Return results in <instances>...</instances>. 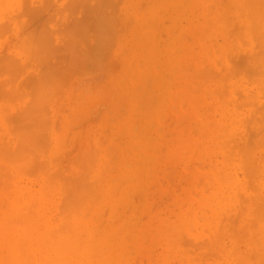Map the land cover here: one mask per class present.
<instances>
[{
  "label": "rangeland",
  "instance_id": "obj_1",
  "mask_svg": "<svg viewBox=\"0 0 264 264\" xmlns=\"http://www.w3.org/2000/svg\"><path fill=\"white\" fill-rule=\"evenodd\" d=\"M57 1L56 0H51V2L49 1V3H52V5H53L51 8L54 10V12L57 10V12H55V14H54L53 10L50 7L49 8L51 10L49 8H46V9H49L48 12L43 11L44 10L43 4L45 2H43L42 0H27L25 2L26 4L23 2L24 5H23L21 0H0V25L3 26V27H1L2 29L6 25L5 30H2L0 28L1 29L0 30V33H1L0 37H2V35L4 34L3 37L0 39V59L3 60L1 62V64L2 65L4 64L2 67L0 66V74H2V77H0V86L2 87L4 85V83L5 84L9 83L8 86H6L7 84L4 85V87H3L4 89H2V90H4V92H6L8 94H10L9 93L10 91H11V93L13 91V94L14 93L17 94V96H15V94L14 95L12 94V97L10 94L7 97L8 94L5 93L6 94V96H4L5 98H3V97L0 98V101H1L0 102V105H1L0 106V143L2 142L1 144H3L4 137H6L4 140V145L7 144L9 147V148L7 146L4 147V148L7 147V149H9L8 150L9 152L7 151V149L5 150L3 147H2L3 149H1V147H0L1 152H3L2 150L5 151V153H3V154H1V152H0V156H1L0 160H2V161H0V167H1L0 173L5 175V176L0 175L1 176L0 185L4 187L3 188L0 186V190L2 188H3L2 189L3 191L9 189V191H6V192L4 191L6 193V195H4V192H3V194L1 193L2 190L0 191V193H1V195H0V201L1 202L0 203L5 204V206L8 208V206H9L8 205V200H9L8 198L11 197V191H12V193L14 191H16V192H14L15 193L14 195H15V197L17 196V198L19 200L22 197H23L22 198L23 200L24 199H30L29 201L27 200L25 202L21 201L22 200L21 199L18 202L19 204L21 202V205H20L21 207H19V205H18L17 209L21 210L23 213L20 211V214H19V211L16 210L15 213H17V215H21V213H22V215L23 214L27 215L28 210H29V209L27 210V208L30 207V206L29 207L27 206V203L31 204L33 199H35L33 202L37 203L38 207L36 206L37 208H35L33 210L37 209L36 211L38 212V214L42 213L41 215H39V216H41L40 218H43L45 215V217L41 220L44 221L45 225H48L47 228L50 231H52L55 228V230L58 229L56 231V233L63 232V231H59V229L61 228L60 230L64 229V232H65V228L67 229L66 231H70L68 229H70L71 227L76 228V230H78V231H81V228L83 230H87V229H89L91 231L94 230L93 231L94 232L93 234H95L94 237L97 236L98 234H99V236H97L94 239L95 245H94V251L93 252L95 254L92 252V256H93V254H94V256H93V258L89 259L90 261L88 260L87 264H91V263L93 264L94 263L93 260H95V263L98 264L97 263L98 259H99L98 260L99 264H106V263L107 264H126V263L127 264H147V263L148 264H156V263L157 264H162V263L165 264L166 260H167L168 264H181L180 258H182L186 264H195V263L201 264V262L203 264H236V263H238V261H236L237 260L236 257L240 258L239 256H241L240 259L243 258L242 260L239 261V263L241 262V264H246L247 261H249L250 264H260V263L264 264V259L261 257V256L264 257V233H263L264 232V221L262 222V220L260 219L261 220V222H260V221L255 219L256 221L252 225L253 228L256 227L255 229H253L252 226L250 225L252 222L249 223L250 222L249 219H251L253 217V214H252V217L250 215L253 212L254 208L257 210L256 212H259V214L257 213L256 216L260 217L263 215L262 217H260L262 219L264 217V214H263L264 208L261 207L264 205L263 204V202H264V190H263L264 189V129L262 130L260 128V126L264 128V124H263L264 123L263 122L264 121V119H263L264 118V114H263L264 111L262 113H260L261 112L260 110L262 108L264 110V104H263L264 103V99H263L264 98V95H263L264 94V89H263L264 86H263V88H261V86L260 87L257 86V85H264V78H263L264 77V70L261 67V65L262 66L264 65V63L262 61V59H264V54H263V51L260 47V46H262L261 44L264 42V38L263 37L261 38L258 36L259 39L261 38L259 40L256 37V35H254V34H257V32L252 33V31H251L252 28H251V24H250L249 20H251V18H252V21H253L254 18H253V13L252 12L250 13L249 11L253 10V6L250 8L249 5H246L243 0H108L109 2H107V0H105V2H103V0H94V1L93 0H90V1L89 0H75V1L74 0H70V1L69 0H62V1L59 0V2H57ZM98 1H99V3H98ZM116 2H117V4L118 3L119 4L117 5ZM56 3H58V4H56ZM86 3L88 5H86ZM105 3H107L108 5L107 4L105 5ZM227 3H229V4H227ZM73 4H75L76 7H75V5L73 6ZM109 4L111 6H109ZM26 5L28 6V11L31 10L32 7L34 8L31 10V12H33V10H34L35 14L34 13L32 14L29 11L32 14V16H31L32 18L36 17L38 19V17H37L38 14L43 11L42 13L48 18L47 20L50 21V23L48 24V21L46 20L47 24L45 22L40 24L42 21H45L44 18L46 19V17L43 16L42 13L40 15L41 17L39 16V20L36 19L37 22L36 21L33 22L34 21L33 19H32V21L29 20L28 15H31V14L27 13L26 12L27 10L24 11V9H23V7H27ZM46 5H48V4H46ZM244 5H246V6H244ZM54 6L56 8H53ZM65 6L68 9H65ZM69 6H72V7L69 8ZM82 6H84V7H82ZM102 6H104V7H102ZM106 6L107 7L109 6V7L106 9ZM207 6L210 8L209 11L207 9ZM74 7H75V9H74ZM111 7L113 8V10L115 9L114 12H113V10H110V9H112ZM238 7L240 8V10L238 9ZM37 8H38V10H40L42 8V10H40V11L36 10L35 11V9H37ZM249 8H250V10H249ZM25 9H27V8H25ZM229 9H231V10H229ZM245 10L246 11L249 10V11L246 12ZM68 11L69 12L71 11V12L69 13ZM110 11L115 13V15L114 16L109 15ZM61 12L62 13L64 12V13L62 14ZM102 12H104V13H102ZM47 13H48V15H47ZM57 13H60V14H57ZM248 13H249V15L251 14L252 17L247 15L250 17L247 20L246 19L247 17L245 18V14H248ZM20 14L23 17L19 18L18 16ZM72 14H74V15L72 16ZM101 14H103V15H101ZM33 15H34V17H33ZM51 15L52 16L55 15L56 17H54V16L51 17ZM66 15H67V17H66ZM105 15H106V17H105ZM42 16L44 17L43 19H42ZM132 16H133V20L131 19ZM59 17H60V20H59ZM109 17H111L113 20L111 19V21H109V19H110ZM63 18H65V19H63ZM104 18L105 19L109 18V19L105 20ZM41 19H42V21H41ZM90 20L92 21L91 23L89 22ZM51 21H53L54 23ZM102 21H104V23L108 22L107 25H105L106 23L105 24L101 23ZM112 21H115V23H116V27H114L115 25L112 27V29L113 28L115 29V30L114 29L112 30V31H114L113 33H115V36H114V38L111 37L112 38L111 40L114 41V43L112 42L111 46L106 47L105 45H103L105 43L103 40H104V38H106L105 35L106 36L108 35V37H107L108 41H106V40L105 41L109 42V39H110L109 36L113 34L111 32V30L108 31V29H110L111 26L113 24H115V23H113L111 25ZM134 21H136V22H134ZM247 21L249 23H247ZM60 22L63 24H61ZM80 22H82V23H80ZM147 22L149 23V25ZM37 23L40 25H43V26L46 25V27H45L46 29L42 26H41L42 28H38V27H40V25L37 26ZM55 23H56V25H55ZM77 23H78V25H77ZM243 23H245V24H243ZM253 24H257L256 21ZM249 25H250V27H249ZM26 26L28 29L26 28ZM58 26L59 27L61 26V27L59 29H57ZM89 26L93 30L92 29L90 30ZM75 27H77V28H75ZM248 27L251 28V30H250L251 32L249 31ZM31 29L34 30L35 34H33V31ZM39 29H41V30H39ZM42 29L45 31V33L47 32L46 36H45V34H42L43 36L46 37V38L44 37L45 41L43 40L45 42V45H41L44 43L42 42V40H39V38H38V40H39L38 43L41 45V47L42 46L44 47L46 45H47L46 46L47 48L50 46L54 47L59 52H54V49L52 50L51 47H50L51 49L48 48L49 50H51L50 52H49V50H47L46 47L44 48V50L46 49L44 51V53L40 52V48L36 42V36L39 35L38 33H43ZM47 29L52 33L54 32V34L52 35L50 32L47 31ZM71 29H72V31L70 32ZM82 29H83V31H82ZM36 30L38 31V33L36 32ZM59 30H60V33H59ZM106 30L109 33L106 34V32H105ZM204 30H206V31H204ZM257 30H255V31H257ZM66 31H68V32H66ZM88 31H89V34H88ZM91 32L92 33L95 32L96 35H98V36H96L95 34H92ZM36 33H37V35H36ZM48 33L50 35H48ZM56 33H58V34H56ZM66 33H69V34L67 35ZM73 33H75V34H73ZM101 33H102V35H104V37L101 36ZM110 33H112V34H110ZM61 34H63V37ZM42 35L40 37H42ZM51 35H52V37H49ZM237 35H238L239 40L237 39ZM67 36H70V37L67 38ZM252 36L254 37V39ZM86 37H87V39L84 40V42H86V43H84L83 39H85ZM102 37H103V40H102L103 42L97 41L99 38L101 40ZM50 38L53 41H51ZM255 38H257L258 40ZM46 39L47 40L49 39L50 41L49 40L47 41ZM94 39H95V41H94ZM61 40H62L63 44L66 42L67 43L69 42L68 43L69 45L66 43L63 46V44H61V42H60ZM71 40H72V42H71ZM237 40H238V42H237ZM255 40L257 42H255ZM25 42H27L28 44ZM47 42L50 43L49 44L50 46H48ZM73 42H74V44H73ZM87 42L90 45H87ZM98 42H99V44H98ZM58 43H59V47L57 45ZM77 43H78V46L80 48L82 47L81 49H83V50H80V48H77L78 47ZM93 43H94V45H95V43H97V45L99 46L100 49H102V45L105 46L106 51L104 49H102L101 51H104V52H97V50H100V49L98 48L97 45H95V46L98 49L96 47H93L94 46ZM256 43H258V44H256ZM71 44H72V47H71ZM240 44L241 45L246 44V47L243 45L241 46ZM26 45H28V46H26ZM73 45H75V46H73ZM100 45H101V47H100ZM56 46H57V48H56ZM66 46H67V48H66ZM70 47H71V49H70ZM92 47L94 48L93 50H95L94 52H97L98 55L102 56V58L104 57L103 59L100 57L102 60L97 61L95 59L96 56L93 58L95 53L92 51ZM59 48H62V49L58 50ZM75 48L77 50H75ZM108 48H110V49L108 50ZM42 49L43 48H41V51H42ZM86 49H88V50L90 49V50L87 51ZM255 49H258L259 51L255 50ZM176 50H178V52ZM205 50L206 51L208 50V51L206 52ZM73 51H75V52H73ZM83 51L85 52V54L88 52V54H87L88 57H86L87 59L84 58L85 54H83L84 53ZM257 51H258V53H257ZM48 52H49V54H48ZM51 52H53V53H51ZM40 53H42V54H40ZM56 53L58 56L56 55ZM64 53H66V54L64 55ZM92 53H94V54L92 55ZM137 53H139V55H137ZM252 53H254V55ZM54 54L57 57L54 56ZM242 54H243V56H242ZM47 55L51 56V57H47ZM76 55H79V56H76ZM249 55H252L253 57L250 56L252 58L248 59V58H250ZM52 56H54L56 58H54V57L52 58ZM196 56H198V57L196 58ZM260 56H262V57H260ZM4 57L5 58L9 57L8 60H10V57H11V59L13 58L15 60L14 63L16 62V65L13 66L14 68L13 67L8 68L9 66H7L8 69H12V70H9L7 73H9L10 71H11V73L14 72L16 77L12 76L10 73L9 74L13 78L18 77L17 79H13V78L11 79L10 78L11 76L6 73V70H8V69L6 68V70H4L5 66H6L5 63H3ZM36 57H38L40 59L41 63H43V61L45 60L43 63L45 65L43 67L41 66L42 64H40V62L38 60H36V61L39 62V65L41 67L38 65V62H35ZM74 57L78 61L75 60ZM77 57H82V59L84 58L87 61L89 59L88 63L92 61L91 66H90L92 68L89 67L90 63L88 64L87 61L84 62L85 60L83 61L82 59H81V63L83 62L84 64L83 65L79 64L80 58L78 59ZM203 57H205V58H203ZM254 57L255 58L258 57L257 58L258 61L260 58H262L260 61L263 64L258 65L260 63L258 61L257 62L254 61L255 60ZM42 58H44V60ZM49 58H50V60H49ZM96 58L98 59L99 57H96ZM253 58H254V60H253ZM64 59H66V60L64 61ZM69 59L72 61H70ZM8 60L5 59V61H7V62H8ZM68 60L70 63H68ZM94 60L97 61V63L100 62L99 65H101V67H99V65L97 66V63ZM11 61H13V60H11ZM184 61H185V63H184ZM193 61H195V62H193ZM45 62H47L48 64L46 65ZM56 62L58 65L56 64ZM189 62L192 65H190ZM246 62H248V63H246ZM253 62H255L254 65L252 64ZM17 63H18V65H17ZM72 63H77V66H75V64L72 66ZM85 63L88 65L86 68H85V66H86ZM183 63H184V65H183ZM249 63L252 65H248V67H247V64H249ZM8 64L13 65V62H12V64L11 63H8ZM49 64H51L50 65V67L52 66L51 68L48 67ZM65 64H67V65H65ZM69 64H70V66H69ZM64 65H65V67H64ZM78 65L79 66L81 65L82 67L84 65L85 66L82 69V68H80L81 66L79 67ZM130 65H131V67H130ZM38 66L41 69L44 67L46 69L47 68H50V69H47V71H46V69L44 68L43 70L45 72L42 71L41 72L42 75L39 77V75H40L39 72L41 69ZM182 66L184 69L181 70ZM259 66L261 67L262 71H260L261 69ZM77 67L81 71L83 70V72L87 71L88 67L91 70L89 73L87 72V74L86 73L84 74L82 72L83 73V75H82V73L79 74L81 71L79 69L77 70ZM150 67L152 68V70ZM251 67L253 69H255L254 72L252 71ZM17 68H18V70L21 68L20 73H19V71H17ZM93 68H95V70ZM185 68H186V70H185ZM229 68H230V71L228 74L227 72H228ZM13 69H15V70H13ZM51 69H53V70H51ZM60 69L61 70L64 69V70H62V72L60 73ZM135 69L138 73H135ZM240 69H242V70H240ZM257 69H259V70H257ZM73 70H75V71H73ZM76 70L78 71V73H76ZM174 70H175V72H174ZM21 71H23V73ZM48 71H49V73L45 76L44 74L47 73ZM68 71H69V74L71 73L72 77H71V75L66 74ZM70 71H72V72H70ZM189 71H191V72H189ZM256 71H258V72L260 71L259 72L260 74ZM55 72H57V73H55ZM211 72L214 75H212ZM261 72H263L262 73L263 75L261 74ZM58 73H60L61 75ZM126 73H131V74H126ZM172 73H173V75H172ZM200 73L201 74L204 73L203 74L204 76L200 75ZM255 73L258 76H255L254 75ZM50 74L52 77L51 76L48 77ZM57 74H58L59 80L55 81L58 78V77L56 78ZM65 74H66V76H65ZM226 74H228L230 78ZM232 74H234V77L232 76ZM197 75H199V80L197 79L198 78ZM205 75H207L206 78H205ZM62 76L64 77V80L65 79L67 80V83H64V82H63L64 84L60 83L63 80ZM186 76H189V77H186ZM209 76H210V78H209ZM221 76H222V78H221ZM33 77H35V78L33 79ZM38 77H39V80H38ZM214 77H215L216 81H215ZM218 77H219V79H218ZM226 77H228V79H226ZM254 77H255V79L257 77H260L261 81L258 78L257 79L259 80V83L263 82V84H259V83L257 84V82H258L257 79H256L257 82L254 81V83H256V84H254V83L252 84L251 82H252V80H254ZM60 78H62V79L60 80ZM208 78H209V81H208ZM7 79H9V80H7ZM193 79H195L194 80L195 82L193 81ZM222 79L223 80L225 79V80L223 81ZM31 80L35 86H33ZM220 80H222V81L217 82ZM11 81H12V83H11ZM14 81H15V83H14ZM36 81L37 82L40 81L39 82L40 84L38 83V87L36 86L37 85ZM204 81H205V83H204ZM29 82L31 84H30V86H27L29 84ZM55 82L56 83L59 82V83L53 84ZM226 82L228 83V86H227ZM42 83L44 85H42ZM214 83H215V85H214ZM225 83H226V86L228 88L225 87ZM52 84H53V88L50 87ZM59 84L60 85L62 84L66 88H64L62 86H61L62 88L59 87L58 86ZM198 85H199V87H196ZM222 86L224 88H222ZM245 86H247V87H245ZM11 87L13 89H11ZM36 87H37V92H33L34 94L32 95L31 92L36 91V90H34V89H36ZM54 87H56V89H54ZM57 87H59L58 88V89H60L59 91L57 90ZM25 88H27V89H25ZM41 88H43L42 91H41ZM49 88H50V91H48ZM183 88H185V89H183ZM197 88L198 89L200 88V89L198 90ZM247 88H249V89H247ZM222 89H224L223 90L224 95H222L223 94L221 92ZM45 90L47 91V93L45 92ZM51 90H52V93H51ZM56 90L58 91L57 94H56ZM194 90H196V91H194ZM200 90H202L201 93H200ZM38 91H40L39 92L40 94L38 93ZM188 91H189V93H187ZM217 91L219 94L216 93ZM241 91L244 92L245 94L246 93L251 94V92L253 91V93L251 95L252 96L251 98H253V100H251L250 98H247V99H249V101H254V102L250 103L249 101L245 100L246 95L247 96H249V95L246 94L244 97L243 96L244 93L242 94ZM4 92H3V95H4ZM202 92H203V94H202ZM42 93H43V95H42ZM49 93L52 95L50 96ZM215 93L218 95H216ZM0 94H2V93L0 92ZM38 94L40 97L37 96ZM47 94H49V95H47ZM31 95L37 96L39 98V100H37L38 98H36V97H35L36 101H35L34 97H33L34 100H32ZM220 95H222V97ZM253 95H254V97H253ZM188 96H189V98H188ZM10 97L13 100H11V99L8 100ZM17 98L20 101H18ZM50 98H51V100H50ZM198 98H201V99H198ZM46 99H47V101H46ZM235 99H236V101H235ZM14 100H16V101L12 103V101H14ZM30 100L33 101L32 104H30ZM49 100H50V102H49ZM244 100L247 102V104L244 102ZM201 101H203V103H201ZM225 102H226V104H225ZM260 102H262V103H260ZM42 103H43V107H42ZM248 103L252 104V106H249ZM255 103H256V105H255ZM171 104H173V105H171ZM224 104H225V106H224ZM262 104H263V106H262ZM30 105H32V106H30ZM39 105H40V107H39ZM254 105H255V107H254ZM45 106H47V107H45ZM27 108L28 109L30 108L29 110H27V112H30L31 110H33V111H31V113H34V115L29 113L30 115L25 114V117H26V115H28L27 118H29V116H30L29 120L31 118L32 119L35 118V119H38V121H39V118H41V119L44 118V119H42V123L38 122L35 119L31 120V122L32 121L34 123L37 122V125L32 123L33 125H36V127H35V126L29 124L30 121L27 120V118L25 119V117H23L24 119L22 121H24L25 123L21 121V123H23V124L20 123L21 125L15 126V124H14L15 120L13 122V118L15 117L14 115H16L18 113L17 115H19V117H20V114H22V111L25 112V110ZM36 111L39 113V115L40 114L41 115L39 116L37 114L38 115L37 116L35 114ZM44 112H45V114H44ZM46 113L48 115H46ZM257 114L258 115L260 114L259 115L260 118H259V116H257ZM44 115H46V116H44ZM191 115H193V116H191ZM254 115H256L257 118L254 117ZM261 115H263V118ZM223 117H225V118H223ZM251 117H252V119H251ZM15 118L17 119L18 117H15ZM174 118H175V120H174ZM195 118H196V120H194ZM224 119H228L231 122H233V120H234L233 127L235 129L234 130V132H235L234 140L235 141L233 140L234 143L232 141V143H229L228 146L224 147V150L221 151V149H219L218 145L216 146L215 143L213 144V141H212L213 135L208 137V133L212 134L213 128L215 129V127L212 126L214 123H210V122L217 123V122H220ZM261 119H263V120H261ZM18 120H21V119L18 118L16 120L17 123L19 124ZM26 120H27V123H26ZM252 120H253V122L251 123L250 121H252ZM255 120H257V122L260 123V125L256 124ZM44 121H46L44 124L47 123L46 126L49 125L46 127L48 130H46V128L44 127L45 126L43 124ZM249 122H250V124H249ZM28 124L33 127V130L34 129L36 130V131H31V132H34L36 135L34 133H32V136H31L32 139H30L28 141H31V144L33 146H36L38 149L36 147L33 149L32 148L33 146L30 147L31 144H29V142L26 141L28 143V145H27L28 148L26 146H25L26 148L23 147L24 148V150H23L24 153H23V152H21L22 150L19 151V149H17L16 145H18L17 142H19V145L21 143H22V145H24L22 141L30 138V136L28 135V134L31 135V133L29 132L30 129L29 130L26 129V128H31ZM41 124L43 125V127ZM206 125H207V127H206ZM253 125H255V127ZM20 126H22V127L18 130L17 128H19ZM208 126H209V128H210V126H212L211 127L212 129L211 128H210L211 130L208 129ZM256 127H257V129L258 128L259 129L257 130ZM24 128H25V130H24ZM15 129H17L19 132L21 131V135L24 134L23 136H25V139L23 137L22 141H21V138L18 139L19 137H17V139L15 140L14 137L16 135L19 136V134H20ZM107 129H109V130H107ZM140 129H141V131H139ZM196 129H199V130H196ZM200 129H202V130H200ZM203 129H204V131H203ZM205 129L206 130L208 129V130L206 131ZM251 129H252V131H250ZM22 130H23V132H22ZM26 130H28L27 131L28 134L27 133L26 134L29 137L26 136V134L24 133V132H26ZM31 130H32V128H31ZM39 130H41V131H39ZM255 130L258 133H260L261 131L262 132H261V134H258ZM45 131H48V132H45ZM15 132L17 134H15ZM194 132H195V135H194ZM252 133L254 135L257 134V136L255 137ZM37 134H39V135H37ZM41 134L44 137H41L42 136ZM34 135H35V137H33ZM203 135L207 136L205 138L206 140L204 138H202V137H204ZM262 135H263V137H262ZM36 136L38 139H36ZM180 136H182V137H180ZM196 136H198V137H196ZM200 136H201V138H200ZM171 137H173V138H171ZM195 137H196V139H195ZM256 138H257V140H256ZM258 138L263 139V140H261L262 142L260 141V139L258 140ZM34 139H35V141H33ZM247 139L250 141V143ZM17 140H19V141H17ZM38 140H39V142H38ZM192 140H194V141H192ZM20 141H21V143H20ZM208 141H209V143H208ZM258 141H260V142H258ZM26 142H25V144H26ZM170 142L172 143L171 147H170ZM255 142H257L256 145H258V147L255 146ZM42 143L43 144L46 143L48 145V147L46 145L43 147ZM252 143L255 147L249 145V144L252 145ZM233 144L235 145L236 148L234 147ZM259 144H261V145H259ZM19 145H18V148L21 147V145L20 146ZM61 145L64 146V148H65L64 151L62 149H60ZM65 145H66L67 149H66ZM125 145H126V147H125ZM262 145H263V147H262ZM41 146H42V148H41ZM173 146H175V147H173ZM182 146H183V148H182ZM240 146H241V148H244V149L248 148V149H246L248 152L244 149L239 150V149H241ZM45 147L47 148L46 152L41 153L40 150L43 149V151H45L44 150ZM90 147H92V149L95 150V152ZM179 147L181 150L179 149ZM233 147L235 149H233ZM259 147H261V148H259ZM61 148H62V146H61ZM125 148H127L126 150L130 151L131 154L129 152L125 151ZM14 149H16V151H14ZM20 149H22V148H20ZM73 149H74V151H73ZM17 150H18V152L22 153L20 155L18 153V156H21L23 161H25V163L22 164V169L26 170V171L28 170L27 172L23 171L20 167L18 170L17 163L20 164V161H18V162L15 161L16 163L14 162L15 163L14 164L12 162L13 160H11L14 152H15L14 156L16 155ZM168 150L170 153L168 152ZM229 150H231L232 153ZM6 151L9 154L11 152V158H9V159L12 162V164H14V166L11 164L12 167L10 166V163H9L10 161H7L8 162L7 163V162H5L6 158L4 159V157H3V159H2V155H4V154L6 155ZM37 151H38V153H37ZM59 151H61V152H59ZM66 151L69 153V154L67 153L68 156L70 155L69 157H67V154H65ZM70 151H72V152H70ZM77 151H79V152L77 153ZM121 151H122V154H121ZM158 151H160V152H158ZM214 151H216V152H214ZM224 151H226V152H224ZM245 151H246V153H245ZM29 152H31L32 157L34 154L36 155V156L34 155L35 157H33V158H34V160H37V162L33 161V163L35 162V165L40 163L39 164L40 167H38L39 169H36L37 167L34 169L31 168L34 165L32 163H30V161L33 160V158L30 157ZM118 152H120V154ZM123 152H126V154H127L125 157H124L125 153H123ZM175 152H179V153H176V155H174ZM229 152L231 154H229ZM239 152H241V153H239ZM128 153L130 154V156ZM242 153H243V156L245 154L249 153L247 155L248 158L246 157V160H245V156L244 157L242 156ZM23 154L25 156L27 154H29L30 161H28L29 160L27 157L28 155L26 156L27 157L26 158L23 156ZM61 154H65L66 157H64V155H62V157H59V156H61ZM37 155H40V156H37ZM77 155L80 156V158H78ZM230 155H232V156L230 157ZM241 156L244 159L241 158ZM21 157H19V158L14 157L13 159L16 160L18 158V160H20ZM37 157H38V159H37ZM120 157H121V160H120ZM24 158H26V159L24 160ZM59 158L63 159L62 163H61V160L60 161L58 160L55 162V164L58 165L57 164V162H58L59 164L62 165L63 169L68 168L67 170L64 169L62 171L61 170L62 168L61 169L58 168V170H57L58 166L55 167V164L50 163V162H53V160H57ZM7 159H8V157H7ZM66 159L67 160L69 159L68 165H66V163H65V161H67ZM142 159H145L146 161L145 160L142 161ZM230 160L232 163L229 162ZM26 161L28 163H26ZM68 161H67V163H68ZM3 162H5V163L3 164ZM73 162L75 164H73ZM147 162H148V164H147ZM245 162H246V167H244ZM21 163H23V162L21 161ZM42 164H43V166H41ZM132 164H133V166L134 165L135 166L132 167ZM24 165H26V166L24 167ZM75 165H77V166H75ZM79 166L83 170H80ZM207 166L209 167L210 170L208 169ZM42 167H44V168L42 169ZM59 167H60V165H59ZM243 167H244V169L246 168V171H244ZM223 168H226V173L228 175H231V176H229V178L231 180L228 178V183H229L228 186H227L226 181H224V180L217 181V179L215 178L217 170L223 169ZM251 168L254 170L251 171L250 170ZM35 169H36L37 173L34 172ZM44 169H45V171H43V172L39 171V170H44ZM87 169H89V170H87ZM248 169L251 172L256 171L255 174H253V176H252L250 171H248ZM3 170H5V171H3ZM8 170H9V172H11L10 174L12 175L10 177L12 179L14 178V180L12 181L9 178L7 179V183L10 185V186L8 185L10 188L6 189V187H8V186L5 187V185H7V183L6 182L4 183V180L2 181V178L5 179V177L7 175L9 176V174H8L9 172L8 173L6 172ZM30 170H31V173L34 172V174L35 173L36 174L35 175L31 174ZM59 170H60V172H59ZM130 170H131V172H130ZM20 171H22V172H20ZM64 171H67V172H64ZM82 171H83L84 175L82 174ZM124 171H126V172H124ZM232 172L235 174H233ZM125 173H126V175H125ZM200 173H203V174H200ZM60 175H61V177H60ZM250 175L252 176V178H250L251 177ZM245 176L250 180L245 178ZM191 178H193L195 181ZM116 179H117V181L120 180V182L115 181ZM199 179H203L204 181L202 180V182H201V180H199ZM206 179H207V181H206ZM50 180H51V182H50ZM237 181H239V183ZM11 182H12V185L10 184ZM200 182L202 185L200 184L199 186H197L198 183H200ZM203 182H204V184H203ZM207 182H210L209 186L207 185L208 184ZM1 183L5 184V185H3ZM110 183H111V185H110ZM122 183H123V185H122ZM205 183H207V184H205ZM247 183H248V185L251 186L252 190H251L250 186L247 185ZM51 184H53V185H51ZM71 184H73V185H71ZM76 184H78L79 186ZM93 184H95V185H93ZM119 184H121V185H119ZM204 185H206L207 187L205 186V188H204ZM119 186H120V188H118ZM216 186H217V188H216ZM236 186H238V187H236ZM107 187H108V189H107ZM229 187H230V189H229ZM17 188H19L18 191H17ZM63 188L65 191L63 190ZM213 188H214V190H213ZM81 189H82V192L84 193V196H86L87 199H86V197L83 199V197H84V196H82L83 193L79 194L81 192L80 191ZM89 189H90V191H89ZM113 189L114 190L118 189V190H116V194L113 192L114 191ZM87 190H88V192H87ZM198 190L201 194L198 192ZM238 190H239V192H238ZM145 191H147V192H145ZM212 191H213V194H211ZM218 191H222V192L228 191L229 192V193L227 192V194H224V196H223L224 199L226 200V203H225V205L220 206L219 208H212L211 206L214 204H212V205L209 204V203H211V201L209 199L210 194L213 196ZM255 191H257L259 194V195L256 194V196H255V197H257L256 202L251 200L253 193H255ZM143 192H145V193H143ZM19 193H21V194H19ZM109 193H111L112 197L113 196H115V197L111 198ZM135 194H137V195H135ZM237 194L242 195L245 199L247 198V200L250 199L251 201L245 202L244 199L241 198V196H238L241 198V200H239L240 198L237 197ZM47 195H48L49 199H48ZM77 195H79V197ZM74 196H77L75 198H77L79 200L82 196V198H81L82 201H78L77 199L75 200ZM90 196H93V197L90 198ZM104 196H105V198H103ZM208 199H209V201H207ZM214 200H216V203L219 202L218 199L214 198ZM71 201H73V202H71ZM76 201L78 203L75 206L74 203H76ZM241 201L245 202V204L248 203L249 205L246 206V205H244V203H241ZM257 201L258 202L260 201L259 202L260 204L257 203ZM214 202L215 201H213V203ZM39 203L40 204L42 203L41 206H43L42 207L43 209H41V207L39 206ZM70 203H71V205H70ZM79 203H81L82 208L80 205L78 207ZM252 203H256V204H252ZM51 204H52V206H51ZM106 204H107V206H106ZM108 204L110 205L109 207H108ZM72 205H74L73 206L74 210H77L76 211L77 215L75 213L73 214V212H75V211H73V209L71 208ZM2 206L3 207L0 206L2 208V209H0V213L4 214V212H3L4 205H2ZM67 206H68L69 210L66 208ZM88 206L90 208H88ZM188 206H189V208H188ZM206 206L208 207V209ZM240 206H241V208H240ZM248 206H251V207H248ZM6 207H5V211H6ZM25 207H26V209H25ZM102 207H103V209H101ZM61 208L64 210H61ZM70 208H71V211H70ZM247 208H248V210H247ZM24 209H25V211L27 210L26 213H24L25 212ZM47 209H48V211H47ZM49 209L51 211H49ZM105 209L108 210L109 212L106 211ZM249 209H252L251 213H250ZM260 209H262V212ZM66 210H67V212H66ZM60 211H61V213H60ZM187 211L189 212V214ZM32 212H34V211H32ZM35 212H34V214L36 215L37 213H35ZM70 212H71V216L68 215V214H70ZM52 213H54V214H52ZM105 213H106V215L104 216ZM190 213L193 216H188V215H191ZM61 214H63V217ZM64 214H66V216ZM72 214H73V216H72ZM221 214H223L224 216L222 217ZM35 215H32V216L34 217V219H37V218H35ZM111 215H112V217H111ZM185 215H187V216H185ZM254 216H255V214H254ZM36 217H38V216H36ZM64 217H68L69 219L64 218ZM178 217L179 218L180 217H182V218L186 217V221H189L192 218H195L192 220H195L196 224L195 225L192 224L191 223L192 221H189V223L187 222L188 226L187 227L183 226V228L185 230H181V229H183L181 226V229H180L181 232L179 230L180 227L179 228L177 227L178 228L177 232L180 233V236H178V238H179L178 240L180 242V243H178V245H179L178 249H175L174 247L169 248L166 246V241L169 239L165 237V234H166L165 233V231H166L165 226H172V227L174 225L179 226L178 224L175 223L176 220H174L175 218L179 219ZM190 217H191V219H189ZM230 217H232V218H230ZM223 218L225 220H227L229 218L227 220L229 222L225 221ZM234 218H237V219H234ZM253 218H256V217H253ZM66 219H68L69 221ZM204 219L205 220L208 219L207 221H209V222L208 223H206L207 221L204 222L205 221ZM233 219L235 220V222ZM257 219H258V217H257ZM62 220L64 221V223H62ZM134 221H135V223H134ZM221 221H222V224H220ZM223 221H225V222H223ZM67 222L69 224L68 225L69 227H65V225H67L65 223H67ZM177 222L179 223V220H177ZM246 222H247V224H246ZM256 222H259V223L256 224ZM162 223H165V224L162 225ZM231 223H233L234 225L232 226ZM227 224L230 225L232 228L228 230L229 227ZM98 226L100 227L101 230L99 229ZM159 226L161 228H159ZM193 226H194V228L191 229V227H193ZM245 226H246V228H245ZM77 228H79V229H77ZM195 228L197 230V232H196L197 234L195 233V231H196ZM226 230H227L228 236L230 234L231 237L226 236ZM230 230H231V232L233 231V233H231ZM240 230H241V232H239V234L236 235V233H238L237 231H240ZM256 230H257L258 234L255 233ZM189 231H191V232H189ZM147 232H149V233H147ZM200 232L201 233L203 232L204 234H201ZM217 232L219 233V235H218L219 240L215 241L217 239L216 238L217 234H215L216 236L214 235L216 239L213 236H212L213 238H211V234L213 235L214 233H217ZM261 232L263 235L260 234ZM205 234H206V236H205ZM224 234H225V237L223 236ZM231 234L232 235L234 234V235L232 236ZM254 234H256V238L258 240H252L255 237ZM100 235H103V236L100 237ZM235 235L237 238L234 237ZM258 235H260V236H258ZM209 237H210V239H209ZM96 239H97V241H96ZM205 239H207V240H205ZM185 240L188 241V243H185L186 242ZM197 240L199 242L200 241L201 242L199 243V242H197ZM212 240H214L215 242ZM206 241L209 242L210 244L213 243V245H210ZM236 241H237V243H236ZM253 241H257L258 243L257 242L255 243ZM192 242L194 243V245ZM202 242H203V244H202ZM217 242H220L221 244L223 243L224 246H222L221 244H220L221 246L218 245ZM238 242H239V246L241 245L240 247L237 246ZM250 242H253V244ZM103 243H104V245L107 244V246L105 247L103 245ZM242 243L246 244V245H243ZM184 244H185V247L188 249H186L184 247ZM186 244H187V246H186ZM247 244H249V245L247 246ZM257 244H258V246H257ZM203 246L204 247L208 246V248L211 246L210 249H212V250L204 248L205 251H203V249H202ZM216 246H220V247H216ZM97 247H99L100 249L98 248V250H97ZM198 247H199L201 252L203 251V253H201L197 249ZM215 247L218 249L216 250ZM108 248H109V250L108 251L106 250V252H105L106 254L103 255L105 249H108ZM219 248L223 249L222 251H224V252H222ZM206 249L208 251L209 256L206 252ZM234 249H236V250H234ZM110 250H112V251H110ZM141 251H142V253H141ZM194 251H195V254L193 253ZM205 252H206V254H205ZM213 252H215V254ZM219 252H220V254H219ZM233 252H235L236 254ZM260 252H263L262 255L259 254ZM210 253L212 254V256ZM257 253L259 256L256 255ZM213 254L214 255L217 254L218 257L214 256ZM159 255H160V257H159ZM219 255H221V257ZM253 255L256 257V258L253 257L255 259L251 258ZM89 256H88V258H89ZM97 256L99 258H97ZM109 256H112V258H110ZM257 256H258V259H257ZM107 257H109V258H107ZM196 257L198 258V260ZM200 258H202V259H200ZM223 258L225 261L222 260ZM249 258H250V260H247ZM259 258H260V260H259ZM158 259H159V261H157ZM112 260H114V261H112ZM111 261H112V263H108ZM223 261H224V263H222ZM260 261H262V262H260Z\"/></svg>",
  "mask_w": 264,
  "mask_h": 264
},
{
  "label": "bare ground",
  "instance_id": "obj_2",
  "mask_svg": "<svg viewBox=\"0 0 264 264\" xmlns=\"http://www.w3.org/2000/svg\"><path fill=\"white\" fill-rule=\"evenodd\" d=\"M21 1H22V3H23V2L25 3L27 0H21ZM42 1L45 2V3L43 4V6H44V10H43V11H45V12L47 11V12H48V10L53 6L52 3H49V1L51 2V0H46V1H45V0H42ZM56 1H57V0H56ZM61 1H62V0H61ZM69 1H70V0H69ZM69 1H68V2H69ZM74 1H75V0H74ZM89 1H90V0H89ZM89 1H88V2H89ZM93 1H94V0H93ZM243 1H244V3H245L246 5H249L250 8L253 6V10H252V11H249L250 8H249V10H247V11L245 10L246 12H248V11H249L250 13L252 12V13H253V18H254L253 21H252V18H251V20H249V21H250V24H251V28H252V30H251V28H249V27H250V25H249V27H248V28H249V31L251 30L252 33L257 32V34H254V35H256L257 38H258V36L261 37V38H262V37L264 38V0H243ZM57 2H59V0H58ZM103 2H105V0H103ZM107 2H109V1L107 0ZM117 2H118V1H117ZM117 2H116V4H117ZM24 3H23V5H24ZM28 3H29V2H28ZM34 3H35V2H34ZM74 3H75V2H74ZM81 3H82V2H81ZM98 3H99V1H98ZM224 3H225V2H224ZM25 4H26V3H25ZM46 4H48V5H46ZM56 4H58V3H56ZM70 4H71V3H70ZM84 4H85V3H84ZM89 4H90V3H89ZM102 4H103V3H102ZM106 4H107V3H105V5H106ZM118 4H119V3H118ZM118 4H117V5H118ZM227 4H229V3H227ZM50 5H51V6H50ZM74 5H75V4H73V6H74ZM86 5H88V4L86 3ZM107 5H108V4H107ZM235 5H236V4H235ZM235 5H234V6H235ZM246 5H244V6H246ZM26 6H27V5H26ZM47 6H48V7H47ZM66 6H67V5H66ZM66 6H65V9H68ZM93 6H94V5H93ZM109 6H111V5L109 4ZM109 6H108V7H109ZM49 7H50V8H49ZM70 7H72V6H69V8H70ZM75 7H76V5H75ZM75 7H74V9H75ZM82 7H84V6H82ZM82 7H81V8H82ZM86 7H87V6H86ZM102 7H104V6H102ZM102 7H101V8H102ZM108 7L106 6V9H107ZM25 8H27V9H25ZM38 8H39V7H38ZM38 8L35 9V11L38 10ZM46 8H49V9H46ZM53 8H56V7L54 6ZM111 8H112V7H111ZM23 9H24V11L27 10L26 12L29 13V14H31V13L33 14V13H34V10H33V12H31V10L34 9L33 7H32L31 10H29L31 13L28 11V6H27V7H23ZM51 9H52V8H51ZM51 9H50V10H51ZM72 9H73V8H72ZM72 9H71V10H72ZM88 9H89V8H88ZM91 9H92V8H91ZM99 9H100V8H99ZM109 9H110V8H109ZM207 9H208V11H209L210 8L207 6ZM207 9H206V10H207ZM232 9H233V8H232ZM238 9L240 10L239 7H238ZM40 10H42V8H41ZM40 10H38V11H40ZM52 10H53V9H52ZM83 10H84V9H83ZM110 10H113V8L110 9ZM229 10H231V9H229ZM38 11H37V12H38ZM43 11H42V12H43ZM64 11H65V10H64ZM77 11H78V10H77ZM114 11H115V9L113 10V12H114ZM37 12H36V13H37ZM42 12H41V13H42ZM50 12H51V11H50ZM50 12H49V13H50ZM53 12H54V10H53ZM55 12H57V10H56ZM55 12H54V14H55ZM68 12H69V11H68ZM70 12H71V11H70ZM70 12H69V13H70ZM100 12H101V11H100ZM113 12L110 11L111 14L109 13V15H113V16H114L115 13H113ZM197 12H198V11H197ZM14 13H15V12H14ZM38 13H39V12H38ZM38 13H37V14H38ZM41 13L38 14V16H37L38 19H37L36 17H34V15H33V17H34L35 19L32 18V17H31L32 14H31V15H28V18H29V20H31V21H32V19H33V20H34L33 22H35L36 19L39 20V16L41 15ZM61 13H62V12H61ZM63 13H64V12H63ZM63 13H62V14H63ZM102 13H104V12H102ZM241 13H242V12H241ZM34 14H35V13H34ZM42 14H43V13H42ZM57 14H60V13H57ZM23 15H24V14H23ZM47 15H48V13H47ZM68 15H69V14H68ZM73 15H74V14H72V16H73ZM82 15H83V14H82ZM99 15H100V14H99ZM101 15H103V14H101ZM109 15H108V16H109ZM208 15H209V14H208ZM247 15H249V13H248V14H245V18L247 17V18H246L247 20H248L250 17H252L251 14L249 15L250 17L247 16ZM35 16H36V15H35ZM43 16H45V15L43 14ZM43 16H42V19L44 18ZM53 16L56 17L55 15H53ZM53 16L51 15V17H53ZM59 16H60V15H59ZM70 16H71V15H70ZM95 16H96V15H95ZM18 17L20 18V17H23V16H21V14H20ZM40 17H41V16H40ZM45 17H46V16H45ZM66 17H67V15H66ZM105 17H106V15H105ZM30 18H31V19H30ZM61 18H62V17H61ZM88 18H89V17H88ZM97 18H98V17H97ZM109 18H110V19H109ZM109 18H106V19H109V21H111L112 18H111V17H109ZM157 18H158V17H157ZM224 18H225V17H224ZM4 19H5V18H4ZM42 19H41V21H42ZM47 19H48L47 17H46V19L44 18L45 21H42L40 24H42L43 22H45V23L47 24V22H46ZM63 19H65V18H63ZM69 19H70V18H69ZM82 19H83V18H82ZM104 19H105V18H104ZM106 19H105V20H106ZM129 19H130V18H129ZM131 19L133 20V16H132ZM134 19H135V18H134ZM50 20H51V19H50ZM52 20H53V19H52ZM59 20H60V17H59ZM66 20H67V19H66ZM100 20H101V19H100ZM112 20H113V19H112ZM225 20H226V19H225ZM228 20H229V19H228ZM47 21H48V20H47ZM62 21H63V20H62ZM86 21H87V20H86ZM229 21H230V20H229ZM255 21H256L257 24H253V23H255ZM36 22H37V21H36ZM51 22H53V21H51ZM75 22H76V21H75ZM83 22H84V21H83ZM89 22L91 23L92 21L90 20ZM89 22H88V23H89ZM98 22H99V21H98ZM134 22H136V21H134ZM236 22H237V21H236ZM252 22H253V23H252ZM49 23H50V21H48V24H49ZM53 23H54V22H53ZM57 23H58V22H57ZM60 23H61V22H60ZM66 23H67V22H66ZM66 23H65V24H66ZM80 23H82V22H80ZM88 23H87V24H88ZM96 23H97V22H96ZM101 23H104V21H102ZM105 23H106V22H105ZM105 23H104V24H105ZM107 23H108V22H107ZM107 23H106L105 25H107ZM109 23H110V22H109ZM113 23H115V21H112L111 25H112ZM131 23H132V22H131ZM147 23H148V22H147ZM224 23H225V22H224ZM247 23H249V22L247 21ZM32 24H33V23H32ZM40 24L37 23V26H39ZM51 24H52V23H51ZM61 24H63V23H61ZM94 24H95V23H94ZM97 24H98V23H97ZM228 24H229V23H228ZM243 24H245V23H243ZM34 25H35V24H34ZM34 25H33V26H34ZM55 25H56V23H55ZM66 25H67V24H66ZM77 25H78V23H77ZM82 25H83V24H82ZM82 25H81V26H82ZM102 25H103V24H102ZM114 25H115V26H114ZM148 25H149V23H148ZM246 25H247V24H246ZM5 26H6V25H5ZM5 26H4V28L2 29L1 27H3V26L0 25V28H1L2 30H5ZM41 26L44 27V28L46 27V25H44V26H43V25H40V27H38V28H42ZM53 26H54V25H53ZM69 26H70V25H69ZM95 26H96V25H95ZM113 26L116 27V23L113 24V25L111 26V28L109 27L110 29H108V31L111 30V32L113 33V32H114V31H112V30L114 29V28L112 29ZM254 26H255V27H254ZM8 27H9V26H8ZM8 27H7V28H8ZM56 27H57V26H56ZM60 27H61V26H60ZM60 27L58 26L57 29H59ZM63 27H64V26H63ZM73 27H74V26H73ZM83 27H84V26H83ZM96 27H97V26H96ZM137 27H138V26H137ZM145 27H146V26H145ZM235 27H236V26H235ZM9 28H10V27H9ZM9 28H8V29H9ZM26 28H27V26H26ZM44 28H43V29H44ZM68 28H69V27H68ZM75 28H77V27H75ZM89 28H90V26H89ZM89 28H88V29H89ZM150 28H151V27H150ZM1 29H0V30H1ZM27 29H28V28H27ZM43 29H42V32H43V33H38V31L36 30V32H37L39 35H37V33H36L37 36L35 35V36H36V42H37V45L39 46V48H40V52H42V53H44V51L46 50V49L44 50V48L47 46V45H46V46H44V47H43V46L41 47V45H45L44 37L46 36V33H47V32L45 33V31H44ZM45 29H46V28H45ZM64 29H65V28H64ZM69 29H70V28H69ZM73 29H74V28H73ZM80 29H81V28H80ZM88 29H87V30H88ZM91 29H92V28H90V30H91ZM144 29H145V28H144ZM184 29H185V28H184ZM184 29H183V30H184ZM245 29H246V28H245ZM254 29H255V30L258 29V30L255 31ZM6 30H7V29H6ZM29 30H30V29H29ZM31 30H32V29H31ZM39 30H41V29H39ZM74 30H75V29H74ZM77 30H78V29H77ZM92 30H93V29H92ZM114 30H115V29H114ZM241 30H242V29H241ZM241 30H240V31H241ZM32 31H33V34H35V33H34V30H32ZM47 31L50 32L48 29H47ZM57 31H58V30H57ZM57 31H56V32H57ZM64 31H65V30H64ZM71 31H72V29L70 30V32H71ZM82 31H83V29H82ZM82 31H81V32H82ZM201 31H202V30H201ZM204 31H206V30H204ZM247 31H248V30H247ZM251 31H250V32H251ZM259 31H260V32H259ZM8 32H9V31H8ZM40 32H41V31H40ZM66 32H68V31H66ZM74 32H75V31H74ZM105 32H106V34L109 33V32H107V30H106ZM236 32H237V31H236ZM50 33H51L52 35L54 34V32H53V33L50 32ZM59 33H60V30H59ZM82 33H83V32H82ZM82 33H81V34H82ZM85 33H86V32H85ZM91 33H92V32H91ZM98 33H99V32H98ZM103 33H104V32H103ZM112 33H110V34H112ZM225 33H226V32H225ZM259 33H260V34H259ZM0 34H1V33H0ZM42 34H45V36H43ZM56 34H58V33H56ZM63 34H64V33H63ZM63 34H61L62 37H63ZM66 34L68 35L69 33H66ZM73 34H75V33H73ZM83 34H84V33H83ZM86 34H87V33H86ZM86 34H85V35H86ZM88 34H89V31H88ZM92 34H95V35H96L95 32L92 33ZM110 34H109V35H110ZM236 34H237V33H236ZM236 34H235V35H236ZM239 34H240V33H239ZM239 34H238V35H239ZM3 35H4V34H3ZM3 35H2V37H3ZM41 35H42V37H40ZM48 35H50V34L48 33ZM48 35H47V36H48ZM52 35L49 36V37H52ZM79 35H80V34H79ZM135 35H136V34H135ZM238 35H237V39L239 40ZM251 35H252V34H251ZM254 35H253V36H254ZM58 36H59V35H58ZM75 36H76V35H75ZM89 36H90V35H89ZM92 36H93V35H92ZM96 36H98V35H96ZM101 36L104 37V35H102V33H101ZM114 36H115V33H113L112 35L109 36V38H110V39H109V42H110V43H109V42H106V41H108V40H107L108 35H107V36L105 35L106 38H104V40H103V37H102L101 40H100V38H99L97 41H101V42L104 41L105 43H104L103 45H105L106 47H108V46H111V43H112V42L114 43V41L111 40V39H112L111 37L114 38ZM133 36H134V35H133ZM133 36H132V37H133ZM232 36H233V35H232ZM247 36H248V35H247ZM253 36H252V37H253ZM2 37H0V39H1ZM69 37H70V36H67V38H69ZM217 37H218V36H217ZM34 38H35V37H34ZM38 38H39V40H42V42H43L44 44H41V45H40V44L38 43V42H39ZM40 38H41V39H40ZM42 38H43V39H42ZM45 38H46V37H45ZM47 38H48V37H47ZM71 38H72V37H71ZM257 38H255V39H257ZM261 38H260V39H261ZM50 39H51V38H50ZM73 39H74V38H73ZM73 39H72V40H73ZM86 39H87V37H86L85 39H83V42H84V40H86ZM187 39H188V38H187ZM253 39H254V37H253ZM258 39H259V38H258ZM258 39H257V40H258ZM260 39H259V40H260ZM43 40H44V41H43ZM46 40H47V39H46ZM48 40H49V39H48ZM48 40H47V41H48ZM62 40H63V39H62ZM62 40L60 41L61 44H63V43H62ZM67 40H68V39H67ZM72 40H71V42H72ZM81 40H82V39H81ZM88 40H89V39H88ZM88 40H87V41H88ZM102 40H103V41H102ZM105 40H106V41H105ZM110 40H111V41H110ZM114 40H115V39H114ZM193 40H194V39H193ZM193 40H192V41H193ZM195 40H196V39H195ZM238 40H237V42H238ZM262 40H263V39H262ZM262 40H261V41H262ZM49 41H50V40H49ZM51 41H53V40L51 39ZM94 41H95V39H94ZM97 41H96V42H97ZM230 41H231V40H230ZM235 41H236V40H235ZM65 42H66V41H65ZM71 42H70V43H71ZM83 42H82V43H83ZM253 42H254V41H253ZM255 42H257V41L255 40ZM258 42H259V41H258ZM262 42H263V41H262ZM25 43H27V42H25ZM47 43H48V42H47ZM52 43H53V42H52ZM66 43H67V42H66ZM66 43H64V44H66ZM68 43H69V42H68ZM68 43H67V44H68ZM84 43H86V42H84ZM89 43H90V42H89ZM107 43H108V44H107ZM240 43H241V42H240ZM27 44H28V43H27ZM49 44H50V43H48V46H50ZM64 44H63V46H64ZM73 44H74V42H73ZM98 44H99V42H98ZM101 44H102V43H101ZM237 44H238V43H237ZM243 44H244V43H243ZM243 44H242V45H243ZM256 44H258V43H256ZM256 44H255V45H256ZM55 45H56V44H55ZM57 45H58V47H59V43H58ZM68 45H69V44H68ZM87 45H90V44H88V42H87ZM93 45H94V43H93ZM95 45H97V43H95ZM95 45H94L93 47H96ZM103 45H102V49L105 50V46H103ZM238 45H239V44H238ZM240 45H241V44H240ZM242 45H241V46H242ZM261 45H262L263 47L260 46V45H259V46L261 47V49H262V51H263V54H264V42H263ZM26 46H28V45H26ZM73 46H75V45H73ZM77 46H78V43H77ZM91 46H92V45H91ZM91 46H90V47H91ZM97 46H98V45H97ZM243 46L246 47V44L243 45ZM50 47H51V46H50ZM50 47H48V48H50ZM71 47H72V44H71ZM71 47H70V49H71ZM93 47H92V51L94 52L95 50H93V49H94ZM100 47H101V45H100ZM135 47H136V46H135ZM206 47H207V46H206ZM41 48H43L42 51H41ZM46 48H47V47H46ZM48 48H47V50H49ZM51 48H52V50L54 49V52H59V51H57L54 47H51ZM51 48H50V49H51ZM56 48H57V46H56ZM64 48H65V47H64ZM66 48H67V46H66ZM66 48H65V49H66ZM68 48H69V47H68ZM77 48H80V47L78 46ZM81 48H82V47H81ZM81 48H80V50H83V49H81ZM86 48H87V47H86ZM96 48H97V47H96ZM98 48H99V46H98ZM98 48H97V49H98ZM110 48H111V47H110ZM110 48H108V50H109ZM241 48H242V47H241ZM60 49H62V48H59L58 50H60ZM65 49H64V50H65ZM97 49H96V50H97ZM99 49H100V48H99ZM102 49L97 50V52H104V51H101ZM176 49H177V48H176ZM205 49H206V48H205ZM259 49H260V48H259ZM26 50H27V49H26ZM31 50H32V49H31ZM55 50H56V51H55ZM75 50H77V49L75 48ZM86 50L89 51L90 49H89V50L86 49ZM219 50H220V49H219ZM255 50H258V49H255ZM50 51H51V50H49V52H50ZM105 51H106V50H105ZM176 51L178 52V50H176ZM205 51H206V50H205ZM205 51H204V52H205ZM207 51H208V50H207ZM207 51H206V52H207ZM220 51H221V50H220ZM258 51H259V50H258ZM258 51H257V53H258ZM260 51H261V50H260ZM49 52H48V54H49ZM73 52H75V51H73ZM79 52H80V51H79ZM81 52H82V51H81ZM83 52H84V51H83ZM97 52H94L95 55L93 56V58H94L95 56H96V57H99V58H100V57L102 58V56L98 55ZM111 52H112V51H111ZM240 52H241V51H240ZM38 53H39V52H38ZM42 53H40V54H42ZM51 53H53V52H51ZM51 53H50V54H51ZM94 53H92V55H93ZM244 53H245V52H244ZM248 53H249V52H248ZM45 54H46V53H45ZM65 54H66V53H64V55H65ZM76 54H77V53H76ZM83 54H85V52H84ZM87 54H88V52L84 55V56H85L84 58L88 57ZM96 54H97L98 56H97ZM102 54H103V53H102ZM252 54L254 55V53H252ZM263 54H262V55H263ZM56 55H57V53H56ZM56 55L54 54V56H56ZM125 55H126V54H125ZM137 55H139V53H137ZM246 55H247V54H246ZM34 56H35V55H34ZM54 56H52V58H53ZM57 56H58V55H57ZM57 56H56V57H57ZM60 56H61V55H60ZM68 56H69V55H68ZM72 56H73V55H72ZM76 56H79V55H76ZM90 56H91V55H90ZM105 56H106V55H105ZM242 56H243V54H242ZM244 56H245V55H244ZM250 56H252V55H249V57H250ZM47 57H51V56H48V55H47ZM56 57H54V58H56ZM64 57H65V56H64ZM96 57H95V59H96L97 61H100V60H102V59L104 58V57H103L102 59H101V58H100V59H99V58L97 59ZM197 57H198V56H196V58H197ZM238 57H239V56H238ZM247 57H248V56H247ZM252 57H253V56H252ZM252 57H250V58H248V59H251ZM255 57H256V56H255ZM255 57H254V58H255ZM260 57H262V56H260ZM1 58H2V57H1ZM45 58H46V57H45ZM72 58H73V57H72ZM77 58H78V59L80 58V63H79V64H82V65H83L84 63H83V62L81 63V59H82V57H77ZM84 58H83L82 60H83V61L85 60L84 62H86V61H87V60H86L87 58H86V59H84ZM122 58H123V57H122ZM196 58H195V59H196ZM203 58H205V57H203ZM211 58H212V57H211ZM240 58H241V57H240ZM245 58H246V57H245ZM254 58H253V60H254ZM257 58H258V57H257ZM257 58H255L254 61L257 62V61H258ZM3 59H4V62H3V63H5V65H6L4 70H6L7 66H9L8 68H10V67H13V66L16 65V62L14 63L15 60H14L13 58L11 59V57H10V60H8L9 57H8V58H5V57H4ZM5 59L8 60V62L5 61ZM42 59L44 60V58H42ZM59 59H60V58H59ZM74 59H75V57H74ZM183 59H184V58H183ZM214 59H215V58H214ZM261 59H262V58L259 59L258 62H259L260 64L257 63L258 65H261V64L264 63V59H262L263 63H261V61H260ZM11 60H13V61H11ZM36 60H38V61L40 62V64H42V65H41L42 67L45 65V64H43L45 60L43 61V63H41V61H40V59H39L38 57H36V59H35V62H38V61H36ZM49 60H50V58H49ZM65 60H66V59H64V61H65ZM69 60H70V59H69ZM69 60H68V63H70ZM75 60H77V59H75ZM92 60H93V59H92ZM131 60H132V59H131ZM186 60H187V59H186ZM186 60H185V61H186ZM231 60H232V59H231ZM246 60H247V59H246ZM246 60H245V61H246ZM2 61H3V60L0 59V64H1ZM9 61H10V62H9ZM60 61H61V60H60ZM70 61H72V60H70ZM77 61H78V60H77ZM88 61H89V59H88ZM88 61H87V63H88ZM94 61H95V60H94ZM97 61H95V62L97 63ZM112 61H113V60H112ZM185 61H184V63H185ZM188 61H189V60H188ZM247 61H248V60H247ZM250 61H251V60H250ZM12 62H13V65L8 64V63H11V64H12ZM17 62H18V61H17ZM39 62H38V65H39ZM75 62H76V61H75ZM91 62H92V61H91ZM91 62H89L90 64L88 63V64H89V67L91 66ZM102 62H103V61H102ZM193 62H195V61H193ZM193 62H192V63H193ZM207 62H208V61H207ZM45 63H46V65L48 64L47 62H45ZM49 63H50V62H49ZM64 63H65V62H64ZM77 63H78V62H77ZM77 63H72V66H73L74 64H75V66H77ZM126 63H127V62H126ZM136 63H137V62H136ZM167 63H168V62H167ZM184 63H183V65H184ZM189 63H190V62H189ZM246 63H248V62H246ZM7 64H8V65H7ZM56 64H57V62H56ZM99 64H100V62L97 63V66H98ZM252 64L254 65L255 62H253ZM252 64H250V63L247 64V67H248V65H252ZM3 65H4V64H3ZM3 65L1 64L0 66L2 67ZM17 65H18V63H17ZM50 65H51V64H49L48 67H50ZM57 65H58V64H57ZM65 65H67V64H65ZM65 65H64V67H65ZM85 65H86V66H85ZM85 65H84V66H85V68H86L88 65H87L86 63H85ZM124 65H125V64H124ZM128 65H129V64H128ZM190 65H192V64L190 63ZM229 65H230V64H229ZM245 65H246V64H245ZM27 66H28V65H27ZM39 66H40V65H39ZM39 66H38V67H39ZM41 66H40V67H41ZM69 66H70V64H69ZM78 66H79V65H78ZM80 66H81V65H80ZM80 66H79V67H80ZM84 66H83V67L81 66L80 68L83 69ZM40 67H39V68H40ZM46 67H47V66H46ZM51 67H52V66H51ZM51 67H50V68H51ZM89 67H88L87 71L84 70L85 72H83V70L81 71L78 67H77V70L79 69V70L81 71L79 74H81L82 72H83L84 74H85V73L87 74V72H88V73L90 72V70H91L90 68H92V67H90V68H89ZM99 67H101V65H99ZM130 67H131V65H130ZM151 67H152V66H151ZM151 67H150V68H151ZM230 67H231V66H230ZM237 67H238V66H237ZM242 67H243V66H242ZM259 67H260V66H259ZM261 67H262V69L264 70V65H263V66L261 65ZM261 67H260V69H261ZM8 68H7V69H8ZM13 68H14V67H13ZM21 68H22V67H21ZM21 68H20L19 70H18V68H17V71H19V73H20ZM44 68H45V67H44ZM44 68H42V69L40 68L41 70H40V72H39V74H40L39 77L42 75L41 72L44 71V70H43ZM50 68H47V69H50ZM59 68H60V67H59ZM62 68H63V67H62ZM66 68H67V67H66ZM66 68H65V69H66ZM70 68H71V67H70ZM75 68H76V67H75ZM75 68H74V69H75ZM96 68H97V67H96ZM133 68H134V67H133ZM240 68H241V67H240ZM251 68H252V67H251ZM257 68H258V67H257ZM15 69H16V68H15ZM15 69H13V70H15ZM45 69H46V68H45ZM47 69H46V71H47ZM93 69L95 70V68H93ZM182 69H184L183 66H182L181 70H182ZM205 69H206V68H205ZM238 69H239V68H238ZM248 69H249V68H248ZM262 69H261L260 71H262ZM4 70H3V71H4ZM9 70H12V69H8V70H6V73H7ZM51 70H53V69H51ZM58 70H59V69H58ZM58 70H57V71H58ZM62 70H64V69H62ZM62 70L60 69V73L62 72ZM66 70H67V69H66ZM68 70H69V69H68ZM77 70H76V73H78ZM88 70H89V71H88ZM151 70H152V68H151ZM185 70H186V68H185ZM190 70H191V69H190ZM227 70H228V69H227ZM234 70H235V69H234ZM240 70H242V69H240ZM244 70H245V69H244ZM257 70H259V69H257ZM73 71H75V70H73ZM138 71H139V70H138ZM169 71H170V70H169ZM191 71H192V70H191ZM191 71H189V72H191ZM229 71H230V68H229V70H228V72H227L228 74H229ZM231 71H232V70H231ZM235 71H236V70H235ZM252 71L254 72L255 69L252 68ZM260 71H259V72H260ZM1 72H2V71H1ZM21 72L23 73V71H21ZM44 72H45V71H44ZM53 72H54V71H53ZM63 72H64V71H63ZM70 72H72V71H70ZM93 72H94V71H93ZM93 72H92V73H93ZM96 72H97V71H96ZM174 72H175V70H174ZM199 72H200V71H199ZM250 72H251V71H250ZM256 72H258V71H256ZM259 72H258V73H259ZM4 73H5V72H4ZM4 73H3V74H4ZM6 73H5V74H6ZM9 73H10L12 76L16 77L14 72L11 73V71H10ZM9 73H7V74L10 75ZM19 73H18V74H19ZM48 73H49V71H48L47 73H45L44 75L46 76ZM50 73H51V72H50ZM55 73H57V72H55ZM60 73H58V74H60ZM64 73H65V72H64ZM83 73H82V75H83ZM119 73H120V72H119ZM135 73H138V72L136 71V69H135ZM193 73H194V72H193ZM208 73H209V72H208ZM231 73H232V72H231ZM231 73H230V74H231ZM258 73H257V74H258ZM262 73H263V72H261V74H262ZM58 74H57L56 78L58 77ZM66 74H69V71H68ZM66 74H65V76H66ZM126 74H131V73H126ZM203 74H204V73H202V74L200 73V75H203ZM211 74H212V72H211ZM215 74H216V73H215ZM221 74H222V73H221ZM228 74H226V75L229 77ZM244 74H245V73H244ZM259 74H260V73H259ZM0 75H1L0 77H2V74H0ZM8 75H7V76H8ZM11 75H10V76H11ZM16 75H17V74H16ZM55 75H56V74H55ZM60 75H61V74H60ZM63 75H64V74H63ZM69 75H71V73H70ZM82 75H81V76H82ZM172 75H173V73H172ZM208 75H209V74H208ZM212 75H214V74H212ZM218 75H219V74H218ZM254 75H255V76H258V75H256V73H255ZM262 75H263V74H262ZM12 76L10 77L11 79L13 78ZM18 76H19V75H18ZM50 76H51V74H50L48 77H50ZM67 76H68V75H67ZM124 76H125V75H124ZM129 76H130V75H129ZM197 76H198L197 79L199 80V75H197ZM203 76H204V75H203ZM223 76H224V75H223ZM232 76L234 77V74H232ZM232 76H231V77H232ZM252 76H253V75H252ZM39 77H38V80H39ZM42 77H43V76H42ZM51 77H52V76H51ZM71 77H72V75H71ZM122 77H123V76H122ZM186 77H189V76H186ZM206 77H207V75H205V78H206ZM224 77H225V76H224ZM228 77H226V79H228ZM248 77H249V76H248ZM17 78H18V77H17ZM17 78H13V79H17ZM34 78H35V77H33V79H34ZM62 78H63V80H64V77H63V76H62ZM62 78H60V80H61ZM160 78H161V77H160ZM202 78H203V77H202ZM209 78H210V76H209ZM209 78H208V81H209ZM216 78H217V77H216ZM221 78H222V76H221ZM229 78H230V77H229ZM257 78L260 80V77H257ZM257 78H256V79H257ZM263 78H264V77H263ZM26 79H27V78H26ZM33 79H32V80H33ZM48 79H49V78H48ZM214 79H215V77H214ZM218 79H219V77H218ZM234 79H235V78H234ZM256 79H255V77H254V80H252L251 83L253 84L254 81H255V82L258 81V82H257V84H258V83H259V80L257 79V81H256ZM7 80H9V79H7ZM32 80H31V82H32ZM41 80H42V79H41ZM41 80H40V81H41ZM49 80H50V79H49ZM58 80H59V77H58L55 81H58ZM63 80H62L60 83H63V82H64V83H67V80H66V79H65L64 81H63ZM194 80H195V79H193V81H194ZM198 80H197V81H198ZM202 80H203V79H202ZM222 80H223V79H222ZM222 80L217 81V82H221ZM224 80H225V79H224ZM224 80H223V81H224ZM33 81H34V80H33ZM40 81H39V82H40ZM42 81H43V80H42ZM213 81H214V80H213ZM213 81H212V82H213ZM215 81H216V79H215ZM260 81H261V80H260ZM9 82H10V81H9ZM36 82H37V81H36ZM39 82L36 83V84H37V85H36L37 87H38V83H39ZM53 82H54V81H53ZM194 82H195V81H194ZM11 83H12V81H11ZM14 83H15V81H14ZM45 83H46V82H45ZM57 83H59V82H57ZM57 83L55 82V83H53V84H57ZM64 83H63V84H64ZM192 83H193V82H192ZM204 83H205V81H204ZM226 83H227V82H226ZM226 83H225V87L228 88V87H227V86H228V83H227V86H226ZM229 83H230V82H229ZM247 83H248V82H247ZM249 83H250V82H249ZM6 84H7V85H6ZM6 84L4 83V85L8 86L9 83H6ZM30 84H31V83L29 82V84H28L27 86H30ZM32 84H33V82H32ZM39 84H40V83H39ZM53 84H52L50 87L53 88ZM189 84H190V83H189ZM197 84H198V83H197ZM223 84H224V83H223ZM223 84H222V85H223ZM252 84H251V85H252ZM254 84H256V83H254ZM259 84H263V82H262V83H259ZM4 85H3L2 87L0 86V90H1L0 92L2 93V94H0V98H1V97L5 98L4 96H6V94H8V93L4 92V90H2V89H4V88H3ZM12 85H13V84H12ZM21 85H22V84H21ZM42 85H44V84L42 83ZM204 85H205V84H204ZM214 85H215V83H214ZM33 86H35V85L33 84ZM58 86H59V87H61V86L64 87L62 84H61V85L59 84ZM257 86H259V87L261 86V88H263L264 85H257ZM12 87H13V86H12ZM12 87H11V89H13ZM37 87H36V89H34V90H36V91H32V92H31L32 95L34 94L33 92H37ZM44 87H45V86H44ZM44 87H43V88H44ZM48 87H49V86H48ZM59 87H57V90H58V91L60 90V89H58ZM62 87H61V88H62ZM132 87H133V86H132ZM182 87H183V86H182ZM194 87H195V86H194ZM196 87H199V85L196 86ZM233 87H234V86H233ZM245 87H247V86H245ZM43 88H41V91H42ZM64 88H66V87H64ZM222 88H224V87L222 86ZM25 89H27V88H25ZM38 89H39V88H38ZM54 89H56V87H54ZM178 89H179V88H178ZM183 89H185V88H183ZM197 89H198V88H197ZM199 89H200V88H199ZM199 89H198V90H199ZM206 89H207V88H206ZM218 89H219V88H218ZM247 89H249V88H247ZM252 89H253V88H252ZM257 89H258V88H257ZM263 89H264V88H263ZM46 90H47V89H46ZM46 90H45V92L47 93ZM57 90H56V94L58 93ZM186 90H187V89H186ZM216 90H217V89H216ZM223 90H224V89H222V91H221L222 93H223ZM244 90H245V89H244ZM9 91H10V90H9ZM9 91H8V92H9ZM48 91H50V88L48 89ZM194 91H196V90H194ZM201 91H202V90H200V93H201ZM213 91H214V90H213ZM260 91H261V90H260ZM3 92H4V95H3ZM39 92H40V91H38V93H39ZM45 92H44V93H45ZM173 92H174V91H173ZM241 92H242V91H241ZM5 93H6V94H5ZM9 93L11 94V97H12L13 91H12V93H11V91H10ZM16 93H17V92H16ZM51 93H52V90H51ZM179 93H180V92H179ZM187 93H189V91H188ZM193 93H194V92H193ZM204 93H205V92H204ZM216 93H218V91H217ZM216 93H215V94H216ZM225 93H226V92H225ZM243 93H244V92H242V94H243ZM252 93H253V91L251 92V94H250V93H246V94H248L249 96H247V95L244 93L243 96L245 97V95H246L245 100L249 101V99H247V98H250L251 100H253V98H251V97H252V96H251ZM10 94H8L7 97H8ZM14 94H15V93H14ZM14 94H13V95H14ZM39 94H40V93H39ZM39 94L37 95L38 97H40ZM49 94H50V93H49ZM49 94H47V95H49ZM56 94H55V95H56ZM180 94H181V93H180ZM190 94H191V93H190ZM202 94H203V92H202ZM218 94H219V93H218ZM218 94H216V95H218ZM1 95H2V96H1ZM32 95H31L32 100H34L33 97H34V98H35V97L38 98L37 96H32ZM42 95H43V93H42ZM51 95H52V94H50V96H51ZM53 95H54V94H53ZM222 95H224V93H223ZM222 95H220V96L222 97ZM263 95H264V94H263ZM15 96H17V94H15ZM220 96H219V97H220ZM233 96H234V95H233ZM239 96H240V95H239ZM11 97H10L8 100H10V99L13 100ZM13 97H14V96H13ZM42 97H43V96H42ZM42 97H41V98H42ZM45 97H46V96H45ZM52 97H53V96H52ZM52 97H51V98H52ZM181 97H182V96H181ZM253 97H254V95H253ZM3 98H2V99H3ZM36 98H35V101H36ZM51 98H50V100H51ZM175 98H176V97H175ZM188 98H189V96H188ZM17 99H18V98H17ZM47 99H48V98H47ZM47 99H46V101H47ZM198 99H201V98H198ZM263 99H264V98H263ZM32 100H30V104L33 103ZM37 100H39V98H38ZM50 100H49V102H50ZM216 100H217V99H216ZM245 100H244V102L247 104V102H246ZM15 101H16V100L12 101V103L15 102ZM18 101H20V100L18 99ZM35 101H34V102H35ZM184 101H185V100H184ZM188 101H189V100H188ZM235 101H236V99H235ZM0 102H1V101H0ZM167 102H168V101H167ZM240 102H241V101H240ZM240 102H239V103H240ZM249 102L252 103V102H254V101H249ZM43 103H44V102H43ZM43 103H42V107H43ZM201 103H203V101H201ZM208 103H209V102H208ZM208 103H207V104H208ZM215 103H216V102H215ZM218 103H219V102H218ZM260 103H262V102H260ZM260 103H259V104H260ZM2 104H3V103H2ZM44 104H45V103H44ZM225 104H226V102H225ZM225 104H224V106H225ZM248 104H249V103H248ZM263 104H264V103H263ZM263 104H262V106H263ZM171 105H173V104H171ZM215 105H216V104H215ZM236 105H237V104H236ZM236 105H235V106H236ZM255 105H256V103H255ZM255 105H254V107H255ZM0 106H1V105H0ZM14 106H15V105H14ZM26 106H27V105H26ZM28 106H29V105H28ZM30 106H32V105H30ZM34 106H35V105H34ZM37 106H38V105H37ZM186 106H187V105H186ZM227 106H228V105H227ZM227 106H226V107H227ZM249 106H252V104H249ZM39 107H40V105H39ZM39 107H38V108H39ZM45 107H47V106H45ZM45 107H44V108H45ZM214 107H215V106H214ZM254 107H253V108H254ZM260 107H261V106H260ZM190 108H191V107H190ZM215 108H216V107H215ZM221 108H222V107H221ZM235 108H236V107H235ZM261 108H262V107H261ZM261 108H260V109H261ZM29 109H30V108H29ZM29 109L27 108V109L25 110V112L22 111V114H23V115L20 114V117H19V115H17L18 113L16 114L17 116L14 115L15 117H18V118L21 119V120H18V122H19V124H18L17 121H16L18 118H17V119H16L15 117L13 118V122H14V120H15V122L17 123V124H16V123L14 122L15 126H18V125L23 124V123H21V121L24 119L23 117H25V114L30 115L29 113H31V111H33V110H31L30 112H27V110H29ZM42 109H43V108H42ZM61 109H62V108H61ZM208 109H209V108H208ZM258 109H259V108H258ZM169 110H170V109H169ZM237 110H238V109H237ZM38 111H39V110H38ZM123 111H124V110H123ZM206 111H207V110H206ZM209 111H210V110H209ZM260 111H261V112H260ZM260 111H259V112L262 113V112L264 111L263 108H262ZM16 112H17V111H16ZM26 112H27V113H26ZM36 112H37V111H36ZM36 112H35V114H36V115H37V114L39 115V113H38V112L36 113ZM39 112H40V111H39ZM46 112H47V111H46ZM259 112H258V113H259ZM192 113H193V112H192ZM206 113H207V112H206ZM210 113H211V112H210ZM31 114L34 115V113H31ZM44 114H45V112H44ZM170 114H171V113H170ZM224 114H225V113H224ZM263 114H264V113H263ZM28 115H26L25 119L27 118ZM38 115H37V116H38ZM40 115H41V114H40ZM40 115H39V116H40ZM42 115H43V114H42ZM46 115H48V114L46 113ZM46 115H44V116H46ZM203 115H204V114H203ZM259 115H260V114H259ZM259 115L257 114V116H259ZM186 116H187V115H186ZM191 116H193V115H191ZM226 116H227V115H226ZM226 116H225V117H226ZM261 116H262V118H263V115H261ZM21 117H22V118H21ZM31 117H32V116H31ZM41 117H42V116H41ZM194 117H195V116H194ZM225 117H223V118H225ZM254 117H256V115H254ZM29 118H30V116H29ZM29 118H27V120H29ZM37 118H38V117H37ZM196 118H197V117H196ZM196 118H195L194 120H196ZM256 118H257V117H256ZM259 118H260V116H259ZM259 118H258V119H259ZM34 119H35V118H33V119L31 118V119L29 120V121H30L29 124H31V125L36 124V125H37V122H35V123H34L33 121L31 122V120H34ZM42 119H44V118H42ZM42 119L39 118V121H38V119H35V120H37L38 122H41V123H42ZM208 119H209V118H208ZM210 119H211V118H210ZM235 119H236V118H235ZM251 119H252V117H251ZM258 119H257V120H258ZM263 119H264V118H263ZM263 119H261V120H263ZM27 120H26V123H27ZM45 120H46V119H45ZM61 120H62V119H61ZM174 120H175V118H174ZM257 120H255V121H256V124L260 125V123H258ZM259 120H260V119H259ZM91 121H92V120H91ZM22 122H24V121H22ZM45 122H46V121H44L43 124H44ZM83 122H84V121H83ZM156 122H157V121H156ZM192 122H193V121H192ZM198 122H199V121H198ZM235 122H236V121H235ZM245 122H246V121H245ZM250 122L252 123L253 120L250 121ZM250 122H249V124H250ZM263 122H264V121H263ZM20 123H21V124H20ZM24 123H25V122H24ZM32 123H33V124H32ZM48 123H49V122H48ZM193 123H194V122H193ZM196 123H197V122H196ZM206 123H207V122H206ZM210 123H214V124H215V125H214V124L212 125V126L215 127V129L213 128V133H212V134H211V133H210V134L208 133V137H210V136L213 135V137H212L213 144L215 143L216 146L218 145L219 149H221V151H222V150H224V147L228 146V144H229V143H232V141L234 140V136H235V135H234V134H235V132H234L235 129H234V127H233L234 120H233V122H231V121L228 120V119H224V120H222V121H220V122H217V123H215V122H210ZM254 123H255V122H254ZM29 124H28V125H29ZM46 124H47V123H46ZM46 124H44V125H45V126H44L45 128H46L47 126H49V125L46 126ZM86 124H87V123H86ZM93 124H94V123H93ZM165 124H166V123H165ZM263 124H264V123H263ZM31 125H29V126L32 128V130H31V128H26V129H28V130L30 129L29 132L31 133V135L27 133L28 130H26V132H24L25 134L27 133V134L30 136V138H28L29 136L26 134V136H28V137H27L28 139L24 140V139H25V136H23L24 134L21 135V131H20V132L18 131V130L22 127V126H20L19 128H17L18 130L15 129L18 133H20L19 136H17V135L15 136V135L13 134V135L15 136V137H14L15 140L17 139V137H19L18 139L21 138V141H22V138L24 137L23 140H24L25 142L27 141V142H29V144H31V141H28V140L32 139L31 136H32V133H34V132H31V131H36L35 129L33 130V127H32ZM36 125H33V126L36 127ZM38 125H39V124H38ZM41 125H42V124H41ZM41 125H40V126H41ZM162 125H163V124H162ZM178 125H179V124H178ZM234 125H235V124H234ZM236 125H237V124H236ZM65 126H66V125H65ZM83 126H84V125H83ZM160 126H161V125H160ZM212 126H210V128H211ZM253 126L255 127V125H253ZM256 126H257V125H256ZM24 127H25V126H24ZM35 127H34V128H35ZM42 127H43V125H42ZM80 127H81V126H80ZM165 127H166V126H165ZM192 127H193V126H192ZM206 127H207V125H206ZM254 127H253V128H254ZM210 128H209V126H208V129H210ZM251 128H252V127H251ZM260 128H261L262 130L264 129V128L261 127V126H260ZM40 129H41V128H40ZM83 129H84V128H83ZM149 129H150V128H149ZM177 129H178V128H177ZM208 129H207V130H208ZM211 129H212V128H211ZM211 129H210V130H211ZM256 129H257V127H256ZM258 129H259V128H258ZM258 129H257V130H258ZM24 130H25V128H24ZM46 130H48V129L46 128ZM70 130H71V129H70ZM107 130H109V129H107ZM147 130H148V129H147ZM167 130H168V129H167ZM185 130H186V129H185ZM196 130H199V129H196ZM200 130H202V129H200ZM205 130H206V129H205ZM207 130H206V131H207ZM253 130H254V129H253ZM39 131H41V130H39ZM68 131H69V130H68ZM74 131H75V130H74ZM139 131H141V129H140ZM194 131H195V130H194ZM203 131H204V129H203ZM250 131H252V129H251ZM255 131H256V130H255ZM260 131H261V130H260ZM7 132H8V131H7ZM22 132H23V130H22ZM37 132H38V131H37ZM45 132H48V131H45ZM158 132H159V131H158ZM174 132H175V131H174ZM183 132H184V131H183ZM256 132H257V131H256ZM261 132H262V131H261ZM261 132H260V133L257 132V133H258V134H261ZM15 134H17V133L15 132ZM34 134H35V133H34ZM177 134H178V133H177ZM206 134H207V133H206ZM236 134H237V133H236ZM252 134H253V133H252ZM20 135H21L22 137H21ZM35 135H36V134H35ZM35 135H34L33 137H35ZM37 135H39V134H37ZM41 135H42V134H41ZM68 135H69V134H68ZM68 135H67V136H68ZM159 135H160V134H159ZM179 135H180V134H179ZM194 135H195V132H194ZM253 135H254V134H253ZM253 135H252V136H253ZM184 136H185V135H184ZM203 136H204V135H203ZM250 136H251V135H250ZM254 136L256 137L257 134L254 135ZM258 136H259V135H258ZM38 137H39V136H38ZM41 137H44V136L42 135ZM46 137H47V136H46ZM157 137H158V136H157ZM180 137H182V136H180ZM196 137H198V136H196ZM196 137H195V139H196ZM206 137H207V136H204V137H202V138L205 139ZM262 137H263V135H262ZM5 138H6V137H4V140H5ZM67 138H68V137H67ZM153 138H154V137H153ZM171 138H173V137H171ZM200 138H201V136H200ZM36 139H38L37 136H36ZM45 139H46V138H45ZM76 139H77V138H76ZM99 139H100V138H99ZM157 139H158V138H157ZM192 139H193V138H192ZM207 139H208V138H207ZM259 139H260V138H258V140H259ZM4 140H3V144H1L2 142L0 143V147H1V149H3L5 146L8 147L7 144L4 145ZM143 140H144V139H143ZM205 140H206V139H205ZM230 140H231V141H230ZM247 140H248V139H247ZM253 140H254V139H253ZM256 140H257V138H256ZM261 140H263V139H260V141H261ZM17 141H19V140H17ZM21 141H20V143H21ZM24 141H22L24 145H22V143L20 144V145H21L20 148H22V149L18 148L19 142H17L18 145H16V146H17V149H19V151L22 150L21 152H23L24 148H26L27 145H28V143L26 142V144H25ZM33 141H35V139H34ZM40 141H41V140H40ZM184 141H185V140H184ZM192 141H194V140H192ZM234 141H235V140H234ZM234 141H233V143H234ZM248 141H249V140H248ZM248 141H247V142H248ZM254 141H255V140H254ZM260 141H258V142H260ZM38 142H39V140H38ZM38 142H37V143H38ZM43 142H44V141H43ZM47 142H48V141H47ZM66 142H67V141H66ZM172 142H173V141H172ZM185 142H186V141H185ZM204 142H205V141H204ZM210 142H211V141H210ZM261 142H262V141H261ZM34 143H35V142H34ZM34 143H33V144H34ZM52 143H53V142H52ZM176 143H177V142H176ZM176 143H175V144H176ZM182 143H183V142H182ZM208 143H209V141H208ZM217 143H218V144H217ZM249 143H250V141H249ZM256 143H257V142H255V146L258 147V145H256ZM42 144H43V143H42ZM165 144H166V143H165ZM167 144H168V143H167ZM171 144H172V143L170 142V147L172 146ZM178 144H179V143H178ZM183 144H184V143H183ZM213 144H212V145H213ZM261 144H262V143H261ZM261 144H259V145H261ZM1 145H2V146H1ZM10 145H11V144H10ZM20 145H19V146H20ZM34 145H35V144H34ZM40 145H41V144H40ZM45 145L48 147V145H47L46 143L43 144L42 146L44 147ZM53 145H54V144H53ZM59 145H60V144H59ZM122 145H123V144H122ZM179 145H180V144H179ZM233 145H234V144H233ZM247 145H248V144H247ZM249 145L255 147V146L253 145V143H252V145H251V144H249ZM25 146H26V147H25ZM31 146H33V145L31 144L30 147H31ZM42 146H41V148H42ZM61 146H62V148H61ZM61 146H60V149H62V150L64 151V149H65L64 146H63V145H61ZM67 146H68V145H67ZM74 146H75V145H74ZM175 146H176V145H175ZM175 146H173V147H175ZM2 147H3V148H2ZM7 147L4 148V149L6 150ZM23 147H24V148H23ZM35 147H36V146H33L32 148L34 149ZM65 147H66V145H65ZM125 147H126V145H125ZM162 147H163V146H162ZM234 147H235V145H234ZM234 147H233V149L236 148V147H235V148H234ZM257 147H256V148H257ZM262 147H263V145H262ZM8 148H9V147H8ZM27 148H28V147H27ZM36 148H37V147H36ZM41 148H40V149H41ZM90 148L92 149V147H90ZM130 148H131V147H130ZM136 148H137V147H136ZM156 148H157V147H156ZM177 148H178V147H177ZM177 148H176V149H177ZM182 148H183V146H182ZM231 148H232V147H231ZM231 148H230V149H231ZM240 148H241V146H240ZM250 148H251V147H250ZM259 148H261V147H259ZM10 149H11V148H10ZM37 149H38V148H37ZM60 149H59V150H60ZM66 149H67V147H66ZM123 149H124V148H123ZM126 149H127V148H125V151H127V152L130 153V151H128V150H126ZM179 149H180V147H179ZM190 149H191V148H190ZM242 149H244V148H241V149H239V150H242ZM246 149H248V148H246ZM246 149H244V150H246ZM253 149H254V148H253ZM8 150H9V149H7V151H8ZM44 150H45V151H43V149L40 150L41 153L46 152L47 148L45 147ZM92 150H93V149H92ZM130 150H131V149H130ZM136 150H137V149H136ZM180 150H181V149H180ZM191 150H192V149H191ZM191 150H190V151H191ZM215 150H216V149H215ZM249 150H250V149H249ZM2 151H3V152H1V150H0L1 154L5 153L4 150H2ZM7 151H6V155H5V154L2 155V159H3V157H4V159L6 158L5 162L10 161L9 158H11V152H10V154H9V153H8L9 151H8V152H7ZM14 151H16V149H14ZM25 151H26V150H25ZM32 151H33V150H32ZM35 151H36V150H35ZM35 151H34V152H35ZM73 151H74V149H73ZM75 151H76V150H75ZM90 151H91V150H90ZM93 151L95 152V150H93ZM114 151H115V150H114ZM162 151H163V150H162ZM174 151H175V150H174ZM229 151L231 152V150H229ZM246 151H247V150H246ZM246 151H245V153H246ZM21 152H18V150H17L16 155L14 156V154H15V152H14L13 157L11 158V160H13V161H12L13 163H14L15 161H17V162L20 161V164L17 163V165H18V166H17V167H18V170H19V167L22 169V164L25 163V161H23L22 157H21V156H18V153H19V155L22 154ZM34 152H33V153H34ZM59 152H61V151H59ZM70 152H72V151H70ZM78 152H79V151H77V153H78ZM94 152H93V153H94ZM136 152H137V151H136ZM158 152H160V151H158ZM168 152H169V150H168ZM187 152H188V151H187ZM187 152H186V153H187ZM214 152H216V151H214ZM224 152H226V151H224ZM230 152H229V154L232 153V152H231V153H230ZM247 152H248V151H247ZM23 153H24V152H23ZM27 153H28V152H27ZM35 153H36V152H35ZM37 153H38V151H37ZM67 153H68V152L66 151L65 154H67ZM80 153H81V152H80ZM80 153H79V154H80ZM93 153H92V154H93ZM118 153L120 154V152H118ZM123 153H125V154H124V157H125L127 154H126V152H123ZM129 153H128V154H129ZM156 153H157V152H156ZM169 153H170V152H169ZM176 153H179V152H175L174 155H176ZM181 153H182V152H181ZM197 153H198V152H197ZM239 153H241V152H239ZM29 154H30V157H32V156H31V152H29ZM29 154H27L28 156L26 155V156L28 157V159L30 158V157H29ZM65 154H61V156H59V157H62V155H64V157H66ZM68 154H69V153H68ZM68 154H67V157L70 156V155L68 156ZM79 154H78V155H79ZM82 154H83V153H82ZM84 154H85V153H84ZM115 154H116V153H115ZM121 154H122V151H121ZM130 154H131V153H130ZM130 154H129V156H130ZM224 154H225V153H224ZM248 154H249V153H248ZM248 154H245V155H244V156H245V160H246V157L248 158V156H247ZM250 154H251V153H250ZM8 155H9L10 157H9ZM34 155H35V154H34ZM34 155H33V157L36 156V155H35V156H34ZM41 155H42V154H41ZM78 155H77V156H78ZM160 155H161V154H160ZM5 156H6V157H5ZM23 156L26 157L24 154H23ZM37 156H40V155H37ZM44 156H45V155H44ZM117 156H118V155H117ZM131 156H132V155H131ZM231 156H232V155H230V157H231ZM242 156H243V153H242ZM242 156H241V158L244 157V156H243V157H242ZM0 157H1V156H0ZM7 157H8V159H7ZM14 157H18V158L21 157L22 160H21V159L18 160V158H17L16 160H14V159H13ZM27 157H26V158H27ZM33 157H32V158H33ZM64 157H63V158H64ZM91 157H92V156H91ZM236 157H237V156H236ZM26 158H24V160H25ZM32 158H31V159H32ZM78 158H80V156H78ZM88 158H89V157H88ZM122 158H123V157H122ZM0 159H1V158H0ZM28 159H27V160H28ZM37 159H38V157H37ZM55 159H56V158H55ZM84 159H85V158H84ZM243 159H244V158H243ZM58 160H59V161L61 160V163H62V160H63V159L59 158V159H57V160H53V162H50V163L55 164V162L58 161ZM66 160H67V159H66ZM68 160H69V159H68ZM68 160H67V161H68ZM120 160H121V157H120ZM144 160H145V159H142V161H144ZM147 160H148V159H147ZM0 161H2V160H0ZM3 161H4V160H3ZM21 161H22L23 163H21ZM28 161H30V159H29ZM33 161H36V162H37V160H34V158H33V160H31L30 163H32L35 167L33 166V167H31V168L34 169V168L37 167L36 169H39L38 167H40V165H39L40 163L35 165V162L33 163ZM67 161H65L66 165L69 164V161H68V163H67ZM86 161H87V160H86ZM145 161H146V160H145ZM247 161H248V160H247ZM5 162H3V164H4ZM12 162H11V161L9 162V163H10V166H11ZM43 162H44V161H43ZM84 162H85V161H84ZM84 162H83V163H84ZM126 162H127V161H126ZM217 162H218V161H217ZM217 162H216V163H217ZM229 162H231V160H230ZM235 162H236V161H235ZM7 163H8V162H7ZM15 163H16V162H15ZM15 163H14V164H15ZM26 163H28V162L26 161ZM30 163H29V164H30ZM71 163H72V162H71ZM92 163H93V162H92ZM132 163H133V162H132ZM177 163H178V162H177ZM212 163H213V162H212ZM231 163H232V162H231ZM248 163H249V162H248ZM248 163H247V164H248ZM14 164H12V165L14 166ZM57 164H58V165L55 164V167L58 166V167H57V170H58V168H59V169L62 168V169H61L62 171L65 169V168L63 169L62 165L59 164L58 162H57ZM73 164H75V163L73 162ZM88 164H89V163H88ZM147 164H148V162H147ZM229 164H230V163H229ZM47 165H48V164H47ZM59 165H60V167H59ZM206 165H207V164H206ZM248 165H249V164H248ZM2 166H3V165H2ZM25 166H26V165H24V167H25ZM41 166H43V164H42ZM75 166H77V165H75ZM91 166H92V165H91ZM134 166H135V165H134ZM134 166H133V164H132V167H134ZM141 166H142V165H141ZM147 166H148V165H147ZM214 166H215V165H214ZM11 167H12V166H11ZM44 167H45V166H44ZM44 167H42V169H43ZM79 167H80V166H79ZM207 167H208V166H207ZM244 167H246V162H245ZM244 167H243V169H244ZM2 168H3V167H2ZM253 168H254V167H253ZM21 169H20V170H21ZM36 169H35V171H34V170H33V171L36 172ZM46 169H47V168H46ZM52 169H53V168H52ZM67 169H68V168H66L65 170H67ZM78 169H79V168H78ZM133 169H134V168H133ZM206 169H207V168H206ZM208 169H209V167H208ZM0 170H1V167H0ZM18 170H17V171H18ZM22 170H23V169H22ZM80 170H83V169H81V167H80ZM87 170H89V169H87ZM131 170H132V169H131ZM131 170H130V172H131ZM134 170H135V169H134ZM134 170H133V171H134ZM209 170H210V169H209ZM209 170H208V171H209ZM250 170L253 171L254 169L251 168ZM250 170L248 169V171H250ZM3 171H5V170H3ZM3 171H2V172H3ZM23 171L27 172L28 170H27V171H26V170H23ZM37 171H38V170H37ZM39 171H40V172H43V171H45V169H44V170H39ZM85 171H86V170H85ZM193 171H194V170H193ZM208 171H207V172H208ZM244 171H246V168L244 169ZM251 171H250V173H251V175L253 176V174H255L256 171H255V172H251ZM6 172L8 173L9 170L6 171ZM20 172H22V171H20ZM34 172L31 173V170H30V173H31V174H34ZM57 172H58V171H57ZM59 172H60V170H59ZM64 172H67V171H64ZM124 172H126V171H124ZM199 172H200V171H199ZM204 172H205V171H204ZM4 173H5V172H4ZM10 173H11V172L8 173L9 176H8V175L6 176L7 178H6V177H5V179L2 178V181L4 180V183H5V182L7 183V179H8V178H9L10 180H12V181L14 180V178L12 179V178L10 177V176H12ZM36 173H37V172H36ZM36 173H35V174H36ZM46 173H47V172H46ZM62 173H63V172H62ZM90 173H91V172H90ZM197 173H198V172H197ZM232 173H233V172H232ZM245 173H246V172H245ZM35 174H34V175H35ZM53 174H54V173H53ZM82 174H83V171H82ZM127 174H128V173H127ZM200 174H203V173H200ZM206 174H207V173H206ZM206 174H205V175H206ZM210 174H211V173H210ZM233 174H235V173H233ZM0 175L5 176L4 174H1V173H0ZM45 175H46V174H45ZM83 175H84V174H83ZM125 175H126V173H125ZM251 175H250V176H251ZM52 176H53V175H52ZM56 176H57V175H56ZM89 176H90V175H89ZM91 176H92V175H91ZM229 176H231V175H228V174L226 173V168H223V169H219V170H217L215 178L217 179V181H222V180L226 181V182H227V186H228V185H229V183H228V178H229ZM250 176H249V177H250ZM252 176H251L250 178H252ZM60 177H61V175H60ZM84 177H85V176H84ZM108 177H109V176H108ZM211 177H212V176H211ZM80 178H81V177H80ZM82 178H83V177H82ZM88 178H89V177H88ZM130 178H131V177H130ZM137 178H138V177H137ZM245 178H247V177L245 176ZM50 179H51V178H50ZM85 179H86V178H85ZM191 179H193V178H191ZM210 179H211V178H210ZM229 179H230V178H229ZM247 179H248V178H247ZM0 180H1V176H0ZM5 180H6V181H5ZM75 180H76V179H75ZM90 180H91V179H90ZM193 180H194V179H193ZM199 180H201V182H202L203 179H199ZM199 180H198V181H199ZM230 180H231V179H230ZM248 180H250V179H248ZM2 181H1V182H2ZM48 181H49V180H48ZM63 181H64V180H63ZM65 181H66V180H65ZM81 181H82V180H81ZM115 181H117V179H116ZM194 181H195V180H194ZM203 181H204V180H203ZM206 181H207V179H206ZM214 181H215V180H214ZM239 181H240V180H239ZM239 181H237V182L239 183ZM9 182H10V181H9ZM50 182H51V180H50ZM74 182H75V181H74ZM113 182H114V181H113ZM117 182H120V180L117 181ZM201 182L198 183L197 186H199V185L201 184ZM210 182H211V181H210ZM210 182H207L208 184H207V183H205V184H207V185L209 186V185H210V184H209ZM246 182H247V181H246ZM246 182H245V183H246ZM123 183H124V182H123ZM123 183H122V185H123ZM215 183H216V182H215ZM248 183H249V182H248ZM248 183H247V185H248ZM1 184H3V183H1ZM10 184L12 185V182H11ZM37 184H38V183H37ZM84 184H85V183H84ZM91 184H92V183H91ZM128 184H129V183H128ZM203 184H204V182H203ZM211 184H212V183H211ZM3 185H5V184H3ZM8 185H9V184L7 183V185H5V187L8 186ZM25 185H26V184H25ZM25 185H24V186H25ZM51 185H53V184H51ZM55 185H56V184H55ZM71 185H73V184H71ZM76 185H78V184H76ZM93 185H95V184H93ZM110 185H111V183H110ZM119 185H121V184H119ZM201 185H202V184H201ZM231 185H232V184H231ZM258 185H259V184H258ZM0 186H1V185H0ZM9 186H10V185H9ZM9 186L6 187V189L10 188ZM45 186H46V185H45ZM64 186H65V185H64ZM66 186H67V185H66ZM78 186H79V185H78ZM80 186H81V185H80ZM87 186H88V185H87ZM89 186H90V185H89ZM205 186H206V185H204V188H205ZM218 186H219V185H218ZM248 186H250V185H248ZM1 187H3V186H1ZM12 187H13V186H12ZM12 187H11V188H12ZM51 187H52V186H51ZM76 187H77V186H76ZM81 187H82V186H81ZM83 187H84V186H83ZM90 187H91V186H90ZM90 187H89V188H90ZM108 187H109V186H108ZM108 187H107V189H108ZM200 187H201V186H200ZM206 187H207V186H206ZM214 187H215V186H214ZM236 187H238V186H236ZM242 187H243V186H242ZM242 187H241V188H242ZM3 188H4V187H3ZM3 188H2V189H3ZM28 188H29V187H28ZM66 188H67V187H66ZM86 188H87V187H86ZM118 188H120V186H119ZM211 188H212V187H211ZM216 188H217V186H216ZM250 188H251V186H250ZM2 189H1V190H2ZM18 189H19V188H17V191H18ZM79 189H80V188H79ZM83 189H84V188H83ZM159 189H160V188H159ZM218 189H219V188H218ZM229 189H230V187H229ZM238 189H239V188H238ZM1 190H0V191H1ZM10 190H11V189H10ZM63 190H64V188H63ZM113 190H114V189H113ZM116 190H118V189H116ZM116 190L113 191L115 194H116ZM160 190H161V189H160ZM196 190H197V189H196ZM196 190H195V191H196ZM205 190H206V189H205ZM213 190H214V188H213ZM219 190H220V189H219ZM227 190H228V189H227ZM251 190H252V188H251ZM254 190H255V189H254ZM259 190H260V189H259ZM263 190H264V189H263ZM4 191H5V192H6V191H9V189H8V190H4ZM4 191L2 190L1 193L3 194ZM38 191H39V190H38ZM64 191H65V190H64ZM77 191H78V190H77ZM80 191H81V192H80L79 194L83 193V192H82V189H81ZM89 191H90V189H89ZM107 191H108V190H107ZM157 191H158V190H157ZM222 191H223V190H222ZM222 191H218V192H217L216 194H214L213 196L211 195V194H213V191H212V193L210 194L209 199H210L211 203H209V204H211V205L214 204V205L211 206L212 208H219L220 206L225 205L226 200L224 199L223 196H224V194H227L228 191H225L226 193H225V192H222ZM5 192H4V195H6ZM14 192H16V191H14ZM14 192L12 193V191H11V197L8 198V199H9V200H8V205H9L8 208L5 206V204L0 203V206H1V207H3L2 205H4V209H3L4 214H3V213H0V264H87V263H88V260L91 259V258H93L94 254H95V253L93 252V251H94V245H95V244H94V243H95V242H94V239H95L97 236H99V234H98L97 236L94 237V235H95V234H93V233H94V232H93L94 230H93V231H91V230H89V229H87V230H83V229L81 228V231H78V230H76V228H72L71 226H70V227H71L72 229H71V228L68 229V230H70V231H66L67 229L65 228V232H64V229H63V230H60V229H61V228H60L59 231H63V232H58V233H56V231H57L58 229L55 230V228L53 229V228L51 227V228L53 229V230L51 229V230L53 231V232H52V231H50V230L47 228L48 225H45L44 221L41 220V219H43V218L45 217V215H44L43 218H40L41 216H39V215H41L42 213H41V214H40V213L38 214V212L36 211L37 209H36V210H33V209H35V208L38 207V206H37V203H34V202H33L35 199H33V201L31 202V204H30V203H27V206H28V207L30 206L29 208H27V210L29 209V210H28V214H27V215H25V214L22 215L23 212H22L21 210H18L17 207H18V205H19V207H21V206H20V205H21V202H20V204H19L18 202H19L23 197L20 198V197H21V196H20V197H19L20 200H19V199L17 198V196L15 197V195H14L15 193H14ZM41 192H42V191H41ZM69 192H70V191H69ZM78 192H79V191H78ZM84 192H85V191H84ZM87 192H88V190H87ZM91 192H92V191H91ZM103 192H104V191H103ZM145 192H147V191H145ZM145 192H143V193H145ZM198 192H199V190H198ZM238 192H239V190H238ZM256 192H257V191H255V193H253V196H254V197L256 196V194H258V192H257V193H256ZM1 193H0V195H1ZM70 193H71V192H70ZM70 193H69V194H70ZM199 193H200V192H199ZM214 193H215V192H214ZM228 193H229V192H228ZM16 194H17V193H16ZM19 194H21V193H19ZM23 194H24V193H23ZM93 194H94V193H93ZM93 194H92V195H93ZM109 194H110V197H111V198L115 197V196L112 197V196H111V193H109ZM115 194H114V195H115ZM200 194H201V193H200ZM262 194H263V193H262ZM17 195H18V194H17ZM67 195H68V194H67ZM70 195H71V194H70ZM70 195H69V196H70ZM104 195H105V194H104ZM135 195H137V194H135ZM245 195H246V194H245ZM258 195H259V194H258ZM18 196H19V195H18ZM77 196L79 197V195H77ZM77 196H74V198L77 197ZM82 196H84V193H83ZM82 196H81V198H82ZM192 196H193V195H192ZM197 196H198V195H197ZM238 196H241V198L244 199L245 202H246V201L248 202V201H251V200H253L254 202H256V198H257V197L254 198V197L252 196L251 200H250V199L247 200V198L245 199L242 195L237 194V197H238ZM47 197H48V195H47ZM67 197H68V196H67ZM72 197H73V196H72ZM85 197H86V196H84L83 199H84ZM92 197H93V196H90V198H92ZM135 197H136V196H135ZM247 197H248V196H247ZM56 198H57V197H56ZM81 198H80V200L77 199V198H75V200L77 199L78 201H82ZM103 198H105V196H104ZM131 198H132V197H131ZM131 198H130V199H131ZM214 198H215V199H218L219 202L216 203V200H214ZM238 198H240V197H238ZM241 198H240L239 200H241ZM48 199H49V197H48ZM52 199H53V198H52ZM63 199H64V198H63ZM65 199H66V198H65ZM69 199H70V198H69ZM86 199H87V197H86ZM136 199H137V198H136ZM209 199H208L207 201H209ZM219 199H220V200H219ZM27 200L29 201L30 199H24V200L22 199L21 201H24V202H25V201H27ZM72 200H73V199H72ZM193 200H194V199H193ZM258 200H259V199H258ZM262 200H263V199H262ZM83 201H84V200H83ZM213 201H215V202L213 203ZM230 201H231V200H230ZM242 201H243V200H242ZM242 201H241V203H244V205H246V206L249 205L248 203L245 204V202H242ZM0 202H1V201H0ZM46 202H47V201H46ZM62 202H63V201H62ZM68 202H69V201H68ZM71 202H73V201H71ZM91 202H92V201H91ZM131 202H132V201H131ZM160 202H161V201H160ZM201 202H202V201H201ZM259 202H260V201H259ZM259 202L257 201V203H259ZM77 203H78L77 201H76V203H74L75 206H76ZM161 203H162V202H161ZM241 203H240V204H241ZM25 204H26V203H25ZM41 204H42V203H41ZM41 204L39 203V206L41 207V209H43V208H42L43 206H41ZM55 204H56V203H55ZM131 204H132V203H131ZM134 204H135V203H134ZM252 204H256V203H252ZM259 204H260V203H259ZM261 204H262V203H261ZM263 204H264V202H263ZM263 204H262V205H263ZM70 205H71V203H70ZM79 205L81 206V203L78 204V207H79ZM90 205H91V204H90ZM24 206H25V205H24ZM36 206H37V207H36ZM51 206H52V204H51ZM53 206H54V205H53ZM64 206H65V205H64ZM73 206H74V205H72V207H71V206H70V207L73 209V211H75V212H73V214H74V213L76 214V211H77V210H74ZM84 206H85V205H84ZM106 206H107V204H106ZM109 206H110V205L108 204V207H109ZM253 206H254V205H253ZM258 206H259V205H258ZM1 207H0V209H2ZM5 207H6V211H5ZM32 207H33V208H32ZM60 207H61V206H60ZM108 207H107V208H108ZM173 207H174V206H173ZM200 207H201V206H200ZM206 207H207V206H206ZM248 207H251V206H248ZM261 207L264 208V205L261 206ZM47 208H48V207H47ZM66 208L68 209V206H67ZM71 208H70V211H71ZM81 208H82V206H81ZM88 208H90V207L88 206ZM113 208H114V207H113ZM188 208H189V206H188ZM201 208H202V207H201ZM240 208H241V206H240ZM25 209H26V207H25ZM25 209H24V211H25ZM59 209H60V208H59ZM84 209H85V208H84ZM101 209H103V207H102ZM203 209H204V208H203ZM205 209H206V208H205ZM207 209H208V207H207ZM16 210L19 211V214H20V211H21V212H22V213H21L22 216H21V215H17V213H15ZM27 210H26V211H27ZM61 210H64V209L61 208ZM68 210H69V209H68ZM105 210H106V209H105ZM112 210H113V209H112ZM112 210H111V211H112ZM119 210H120V209H119ZM189 210H190V209H189ZM216 210H217V209H216ZM247 210H248V208H247ZM249 210H250V213H251V212H252V209H249ZM260 210H261V212H262V209H260ZM26 211H25L24 213H26ZM30 211H31V212H30ZM32 211H34V212L36 211L35 213H37V214L35 215L34 212H32ZM40 211H41V210H40ZM47 211H48V209H47ZM47 211H46V212H47ZM49 211H51V210L49 209ZM106 211H108V210H106ZM242 211H243V210H242ZM245 211H246V210H245ZM256 211H257V210L254 208V210H253V212L251 213V215L249 214L251 217H252V214H253V217H256V218H253V217H252L253 219H252V218L249 219V221H250L249 223L252 222V223L250 224L251 226L255 223L256 220H258V221H260V222H261V220H262V222L264 221V217H263V219L260 218V217H262L263 215L260 216V217H259V216H256L257 213L259 214V212H256ZM5 212H6V213H5ZM66 212H67V210H66ZM68 212H69V211H68ZM108 212H109V211H108ZM187 212H188V211H187ZM194 212H195V211H194ZM255 212H256V213H255ZM30 213H31V214H30ZM49 213H50V212H49ZM60 213H61V211H60ZM243 213H244V212H243ZM52 214H54V213H52ZM73 214H72V216H73ZM101 214H102V213H101ZM177 214H178V213H177ZM184 214H185V213H184ZM188 214H189V212H188ZM190 214H191V213H190ZM194 214H195V213H194ZM238 214H239V213H238ZM254 214H255V216H254ZM263 214H264V212H263ZM32 215H35V218H37V219H34V217H33ZM61 215H62V217H63V214H61ZM64 215L66 216V214H64ZM68 215L71 216V212H70V214H68ZM68 215H67V216H68ZM76 215H77V214H76ZM105 215H106V213L104 214V216H105ZM247 215H248V214H247ZM36 216H38L40 219H39L38 217H36ZM49 216H50V215H49ZM100 216H101V215H100ZM104 216H103V217H104ZM120 216H121V215H120ZM185 216H187V215H185ZM188 216H193V215L191 214V215H188ZM221 216L223 217L224 215L221 214ZM237 216H238V215H237ZM111 217H112V215H111ZM121 217H122V216H121ZM170 217H171V216H170ZM257 217H258V219H257ZM48 218H49V217H48ZM64 218H68V217H64ZM70 218H71V217H70ZM101 218H102V217H101ZM178 218H179V217H178ZM230 218H232V217H230ZM238 218H239V217H238ZM246 218H247V217H246ZM62 219H63V218H62ZM68 219H69V218H68ZM68 219H66V220H68ZM138 219H139V218H138ZM166 219H167V218H166ZM189 219H191V217H190ZM189 219H188V220H189ZM192 219H195V218H192ZM192 219L189 220V221H192L191 223L195 225V224H196V221H195V220H192ZM223 219H224V218H223ZM228 219H229V218H228ZM228 219H227V220H228ZM234 219H237V218H234ZM234 219H233V220H234ZM255 219H256V220H255ZM260 219H261V220H260ZM44 220H45V219H44ZM111 220H112V219H111ZM174 220H176L175 223L178 224L179 226H177V225H174L173 227H172V226H165V229H166V231H165V233H166V234H165V237L169 239V240L166 241V246L169 247V248L174 247L175 249H178V246H179L178 243H180L179 240H178V239H179L178 236H180V233L177 232V229L180 227V228H179V230H180V229H181V226H182V228H183V226L187 227L189 221H186V217H185V218L180 217L179 219H176V218H175ZM177 220H179V223L177 222ZM199 220H200V219H199ZM204 220H205V219H204ZM207 220H208V219H206L204 222H206ZM224 220H225V219H224ZM227 220H225V221H227ZM253 220H254V221H253ZM68 221H69V220H68ZM94 221H95V220H94ZM165 221H166V220H165ZM185 221H186V222H185ZM225 221H223V222H225ZM236 221H237V220H236ZM246 221H247V220H246ZM65 222H66V221H65ZM95 222H96V221H95ZM97 222H98V221H97ZM111 222H112V221H111ZM111 222H110V223H111ZM166 222H167V221H166ZM187 222H188V223H187ZM208 222H209V221H207L206 223H208ZM227 222H229V221H227ZM234 222H235V220H234ZM234 222H233V223H234ZM62 223H64L63 220H62ZM62 223H61V224H62ZM134 223H135V221H134ZM191 223H190V224H191ZM233 223H231L232 226L234 225ZM257 223H259V222H256V224H257ZM65 224H67V225H65ZM65 224H64L65 227H69V226H68V225H69L68 222L65 223ZM137 224H138V223H137ZM163 224H165V223H162V225H163ZM173 224H174V223H173ZM192 224H191V225H192ZM220 224H222V221H221ZM246 224H247V222H246ZM49 225H50V224H49ZM126 225H127V224H126ZM129 225H130V224H129ZM159 225H160V224H159ZM198 225H199V224H198ZM227 225H228V224H227ZM227 225H226V226H227ZM250 225H249V226H250ZM50 226H51V225H50ZM57 226H58V225H57ZM62 226H63V225H62ZM100 226H101V225H100ZM226 226H225V227H226ZM247 226H248V225H247ZM89 227H90V226H89ZM98 227H99V226H98ZM177 227H178V228H177ZM197 227H198V226H197ZM197 227H196V228H197ZM204 227H205V226H204ZM228 227H229L228 230L232 228L230 225H228ZM257 227H258V226H257ZM126 228H127V227H126ZM159 228H161V227L159 226ZM192 228H194V226L191 227V229H192ZM196 228H195V230H196ZM205 228H206V227H205ZM245 228H246V226H245ZM252 228H253V226H252ZM255 228H256V227H254L253 229H255ZM77 229H79V228H77ZM99 229H100V227H99ZM175 229H176V230H175ZM207 229H208V228H207ZM209 229H210V228H209ZM219 229H220V228H219ZM224 229H225V228H224ZM100 230H101V229H100ZM102 230H103V229H102ZM181 230H185V229L183 228V229H181ZM181 230H180V232H181ZM238 230H239V229H238ZM242 230H243V229H242ZM250 230H251V229H250ZM258 230H259V229H258ZM54 231H55V232H54ZM193 231H194V230H193ZM200 231H201V230H200ZM217 231H218V230H217ZM243 231H244V230H243ZM252 231H253V230H252ZM259 231H260V230H259ZM150 232H151V231H150ZM189 232H191V231H189ZM196 232H197V230L195 231V233H196ZM208 232H209V231H208ZM218 232H219V231H218ZM218 232H217V233H214L213 235L211 234L212 232L210 233V234H211V238H213V237L215 238V236H216L215 234H217V237H216L217 239L215 238V239H216L215 241L219 240V239H218V235H219ZM230 232H231V230H230ZM237 232H238V233H236V235H238L239 232H241V230H240V231H237ZM137 233H138V232H137ZM147 233H149V232H147ZM195 233H194V234H195ZM200 233H201V232H200ZM228 233H229V232H228ZM231 233H233V231H232ZM234 233H235V232H234ZM255 233L258 234L257 230L255 231ZM263 233H264V232H263ZM157 234H158V233H157ZM196 234H197V233H196ZM201 234H204V233L202 232ZM252 234H253V233H252ZM260 234H262V232H261ZM145 235H146V234H145ZM182 235H183V234H182ZM214 235H215V236H214ZM231 235H232V234H231ZM233 235H234V234H233ZM233 235H232V236H233ZM236 235H235L234 237H236ZM254 235H255V237H254V239H252V240H258V239L256 238V234H254ZM254 235H253V236H254ZM262 235H263V234H262ZM102 236H103V235H100V237H102ZM203 236H204V235H203ZM203 236H202V237H203ZM205 236H206V234H205ZM212 236H213V237H212ZM223 236L225 237V234H224ZM226 236H228V234H227V230H226ZM229 236H230V234H229ZM229 236H228V237H229ZM253 236H252V237H253ZM258 236H260V235H258ZM185 237H186V236H185ZM230 237H231V236H230ZM246 237H247V236H246ZM205 238H206V237H205ZM221 238H222V237H221ZM236 238H237V237H236ZM248 238H249V237H248ZM250 238H251V237H250ZM255 238H256V239H255ZM98 239H99V238H98ZM101 239H102V238H101ZM200 239H201V238H200ZM200 239H199V240H200ZM209 239H210V237H209ZM226 239H227V238H226ZM231 239H232V238H231ZM259 239H260V238H259ZM261 239H262V238H261ZM205 240H207V239H205ZM222 240H223V239H222ZM96 241H97V239H96ZM102 241H103V240H102ZM181 241H182V240H181ZM185 241H186V240H185ZM185 241H184V242H185ZM192 241H193V240H192ZM212 241H214V240H212ZM215 241H214V242H215ZM245 241H246V240H245ZM245 241H244V242H245ZM197 242H199V241L197 240ZM200 242H201V241H200ZM200 242H199V243H200ZM206 242H207V241H206ZM253 242L256 243L257 241H253ZM253 242H250V243L253 244ZM185 243H188V241H186ZM192 243H193V242H192ZM204 243H205V242H204ZM207 243H209V242H207ZM236 243H237V241H236ZM245 243H246V242H245ZM250 243H249V244H250ZM257 243H258V242H257ZM260 243H261V242H260ZM105 244H106V243H105ZM115 244H116V243H115ZM119 244H120V243H119ZM202 244H203V242H202ZM209 244H210V243H209ZM209 244H208V245H209ZM217 244L220 245L221 243H220V242H217ZM242 244H243V243H242ZM249 244H247V246H248ZM99 245H100V244H99ZM103 245H104V243H103ZM181 245H182V244H181ZM193 245H194V243H193ZM196 245H197V244H196ZM199 245H200V244H199ZM210 245H213V243H211ZM214 245H215V244H214ZM221 245L224 246L223 243H222ZM221 245H220V246H221ZM243 245H246V244H243ZM259 245H260V244H259ZM104 246L106 247L107 244L104 245ZM153 246H154V245H153ZM186 246H187V244H186ZM189 246H190V245H189ZM197 246H198V245H197ZM200 246H201V245H200ZM220 246H216V247H220ZM235 246H236V245H235ZM237 246H239V242H238V245H237ZM240 246H241V245H240ZM240 246H239V247H240ZM257 246H258V244H257ZM100 247H101V246H100ZM102 247H103V246H102ZM184 247H185V244H184ZM192 247H193V246H192ZM210 247H211V246H210ZM210 247L208 248V246H206V247L203 246L202 249H203V251H205L204 248H207V249H209V250H212V249H210ZM216 247H215V248H216ZM225 247H226V246H225ZM98 248H99V247H97V250H98ZM185 248H186V247H185ZM193 248H194V247H193ZM99 249H100V248H99ZM186 249H188V248H186ZM197 249L200 251L199 247H198ZM207 249H206V252H207V254H208ZM217 249H218V248H216V250H217ZM219 249H220L221 251L223 250V249H221V248H219ZM246 249H247V248H246ZM262 249H263V248H262ZM102 250H103V249H102ZM106 250L108 251L109 248H108V249H105L104 253L102 252L103 255L106 254V253H105ZM155 250H156V249H155ZM193 250H194V249H193ZM216 250H215V251H216ZM220 250H219V251H220ZM234 250H236V249H234ZM238 250H239V249H238ZM247 250H248V249H247ZM110 251H112V250H110ZM195 251H196V250H195ZM195 251L193 252L194 254H195ZM203 251H202V252L200 251V252L203 253ZM261 251H262V250H261ZM92 252L94 253L93 256H92ZM132 252H133V251H132ZM206 252H205V254H206ZM217 252H218V251H217ZM217 252H216V253H217ZM222 252H224V251H222ZM222 252H221V253H222ZM238 252H239V251H238ZM238 252H237V253H238ZM100 253H101V252H100ZM141 253H142V251H141ZM188 253H189V252H188ZM213 253L215 254V252H213ZM233 253H235V252H233ZM262 253H263V252H260L259 254L262 255ZM90 254H91V255H90ZM111 254H112V253H111ZM205 254H204V255H205ZM210 254H211V253H210ZM214 254H213V255H214ZM219 254H220V252H219ZM223 254H224V253H223ZM235 254H236V253H235ZM235 254H234V255H235ZM89 255H90V256H89ZM96 255H97V254H96ZM96 255H95V256H96ZM99 255H100V254H99ZM132 255H133V254H132ZM181 255H182V254H181ZM200 255H201V254H200ZM202 255H203V254H202ZM256 255H258V253H257ZM88 256H89V258H88ZM91 256H92V257H91ZM101 256H102V255H101ZM112 256H113V255H112ZM112 256H109V257L112 258ZM208 256H209V254H208ZM211 256H212V254H211ZM211 256H210V257H211ZM214 256H217V254L214 255ZM219 256L221 257V255H219ZM236 256H237V255H236ZM242 256H243V255H242ZM250 256H251V255H250ZM258 256H259V255H258ZM258 256H257V259H258ZM109 257H107V258H109ZM159 257H160V255H159ZM193 257H194V256H193ZM203 257H204V256H203ZM206 257H207V256H206ZM206 257H205V258H206ZM217 257H218V256H217ZM222 257H223V256H222ZM239 257L241 258V256H239ZM245 257H246V256H245ZM253 257H255V256L253 255L251 258H252V259H255V258H256V257H255V258H253ZM261 257L264 259L263 256H261ZM97 258H99V257L97 256ZM143 258H144V257H143ZM196 258H197V257H196ZM215 258H216V257H215ZM224 258H225V257H224ZM224 258H223L222 260H224ZM236 258H237L236 261H238V263H239L240 260L243 259V258L240 259V258H238V257H236ZM95 259H96V258H95ZM180 259H181V260H180L181 264H186L185 261H184L182 258H180ZM200 259H202V258H200ZM200 259H199V260H200ZM217 259H218V258H217ZM244 259H245V258H244ZM98 260H99V259H98ZM98 260H97V263L99 264ZM118 260H119V259H118ZM142 260H143V259H142ZM193 260H194V259H193ZM195 260H196V259H195ZM197 260H198V258H197ZM205 260H206V259H205ZM247 260H250V258L247 259ZM259 260H260V258H259ZM89 261H90V260H89ZM93 261H94L93 264H96V263H95V260H93ZM112 261H114V260H112ZM112 261H111V262H108V263H112ZM157 261H159V259H158ZM224 261H225V260H224ZM224 261H223L222 263H224ZM245 261H246V260H245ZM262 261H263V260H262ZM262 261H260V262H262ZM121 262H122V261H121ZM220 262H221V261H220ZM105 263H106V262H105ZM117 263H118V262H117ZM154 263H155V262H154ZM238 263H236V264H238ZM248 263H249V261L246 262V264H248ZM258 263H259V262H258ZM91 264H92V263H91ZM106 264H107V263H106ZM126 264H127V263H126ZM147 264H148V263H147ZM156 264H157V263H156ZM162 264H163V263H162ZM165 264H168V263H167V260H166ZM195 264H196V263H195ZM201 264H203V263L201 262ZM239 264H241V262H240ZM249 264H250V263H249ZM260 264H262V263H260Z\"/></svg>",
  "mask_w": 264,
  "mask_h": 264
}]
</instances>
